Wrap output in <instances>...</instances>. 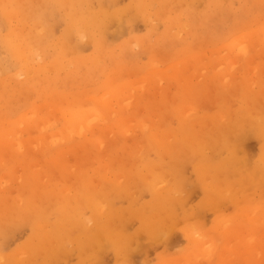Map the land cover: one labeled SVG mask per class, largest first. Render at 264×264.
I'll return each mask as SVG.
<instances>
[{"label": "rangeland", "instance_id": "374dc122", "mask_svg": "<svg viewBox=\"0 0 264 264\" xmlns=\"http://www.w3.org/2000/svg\"><path fill=\"white\" fill-rule=\"evenodd\" d=\"M170 1H173V0H160V1L156 0V3H155L156 5H154V6H156L155 9H153L154 7H152V8L149 9L150 11L149 10H147V12L145 11L143 15L142 14H139V15L136 14L137 18L135 17V19H134V16H133L134 15L133 11H131V13H133L131 15L130 11L128 9V11L125 12L126 14L124 16H125V19L129 22V24H125L124 23L123 25H125V26L122 28L123 31L121 30L120 33H116L112 37H110L111 35L109 33L108 38L106 39L107 41H104V44L106 46L104 45L105 48H102L104 52L102 51V49L101 50L96 49L95 46H93V44L89 40H87L86 37H85L86 41H81V40L84 39L83 38V39L80 40L79 45H77V47H78V50H76L77 53L74 51L75 48H72L73 52H72L71 49H70L71 51L69 52V49L66 48V49H68V51L67 50H66V52L64 51L66 54L64 53L62 58H60L61 56H59V58L57 59L58 56L56 55L57 56L56 57L52 53L53 50L48 51L49 53H47L46 60H51L50 58H53V57H50V56L54 55V58H53L54 59V64L57 63V61H58V65L59 66L56 64L57 66L55 65L52 68L53 71L49 69V71H48L49 74L45 73L46 77H45L44 73L43 74L39 73V75H37L38 72H37V74H34L33 71H30L31 73H33L31 76L29 75L30 73L28 72L29 74L27 73L28 75L24 78L25 73H23L21 78H16L17 80L18 79H20V80L16 81L15 77L17 75H14V72L16 73V70L18 69V67H19V69L21 68L20 64L18 63L19 61H20V63L22 62V60H20L21 55L13 54L10 49L8 50L5 47L6 44H4L0 40V59L2 60L3 65L7 66L9 64H12V63L14 64L15 63L14 65L12 64V65L9 66V68H10L9 75L11 73H13V74L10 75V77L12 78V75H13V77H14L13 79L14 80H12L11 78H10V81L8 79H6V80H8L10 82V84L13 85V86L10 85V86L13 87V89H12V87L10 89V86L8 88V86H7V85H9V84H7L8 81H6V83L4 82L5 79H3V81H2V78L7 77L8 74H6V73L4 74L2 71H0V78H1L0 81H2L1 83L4 86H5V84H7L6 88H5V89H7L6 90L7 92L5 91L4 86H3V89H2V87L0 89V96H1L0 97V114H1L0 115V123H1L0 127L2 125V128H0V145H2V146L4 144L5 145L6 144H13L14 145L15 142H16V147L14 145L15 148L11 147L13 145H10L7 148V150H6V148L2 150L1 147H0V151L2 150L0 152V161H2V159H3V161L0 162L1 163L0 164V189H1L0 192L4 193V194L1 193L2 195H0V197L5 198V199H2L4 201L0 200V215L2 216L0 218L1 219L0 223H3L4 217H6V216L7 217L9 216L11 218V220L8 219L7 221H4L5 222V227H4V223L2 225L0 224L1 225L0 228H2V230H0V256L4 257L3 259L9 260V261H13V260L14 261L15 260L16 261H21V262H24L23 264H25V262H26L25 259L27 260V262L30 261V259H28V257L31 258V260L32 259L34 260L32 255H35V254L32 253L31 250H32V248L34 246L37 247L38 245H40L39 241H42V243H44L42 236H43V234H46V232L49 230L48 229V225L46 226L47 222H48V224H50V223L53 224L54 223L53 225L51 224L52 226H54L56 224L57 225L60 224L59 226L61 228L58 226V228H60V229H58V228L55 229V227H54V231H55L54 236H55L56 241L60 237L62 239L64 237H66V236H69V234L71 235V233L74 231V233H72L73 236L74 237L77 236L76 237L77 240L81 239V241L83 242L82 235L78 231L73 229L72 232H69L70 228L68 230L64 229V226L60 223V222L63 221V217H65V215H66V214H64L65 213L64 211H68L70 209V207H72V208L75 207V210H78V211L74 212V214H76V216H73V218L71 217V220L73 221L72 222L73 226H75V227H76V224L78 223V220L80 219V217L85 219V223L87 222V224H89L88 221H87V217H89L92 214V207H91L92 204L97 203L98 206L102 205L104 208L107 209V206H104V203L106 202L105 205L107 204L108 207L110 208V209H107V211L108 210H112V213L114 215H115V212L113 210L116 211V210H118L120 208H122L121 211H123L126 208L125 209L126 212L129 210L127 212V214H132V216L134 215L135 220L131 218V221L134 220L135 222L133 221V222H130L128 224L127 231H132L133 228L134 229L138 228L139 221H138L137 217L135 216L134 211H143V209H142L143 203L149 202L151 200L150 198L152 197L151 196L152 195L151 191L149 189L143 187V182H149V180H151V178H153V177H156V178L162 177L160 179L158 178L154 182V187H155V185H156L155 183L161 182L162 179L165 181V183L161 182L162 184H160V185H162V187L159 184L158 185L160 187H158V185H157V189L158 190H162V189L166 188L167 186H170V185L172 186V185H174L175 183H178V182H179L178 184L180 186V188H179L180 190H179L178 193L182 192V190L184 191V193H186L187 191H189V189H191L190 193H188L189 195L187 193H186L187 195H185L183 193L186 196V200L187 201H186V204L182 208L180 207V211L178 210L179 207L176 209V216L177 217H175L173 223H170V224H173V225L167 224L165 226V228H163V229H161L159 226L156 227V229L160 228V230H166V228H168L169 225H170V229L174 228L173 231L172 230L169 231V228H168V230H166V232L168 231L169 233L170 232L171 233L168 234V236H166L167 233L165 234L163 231L160 232V230H159L157 232V234L155 233L156 234L155 235L156 238L153 239V240H151V238L148 235L141 234V236L139 237L140 242H138V244L141 247L139 245H137V247H135V250L134 249H133V251L131 250L134 254H132V255L129 254V257H128L129 260H127L128 262H126V263L125 262H122V263L118 262V264H143V263L144 264L145 263L146 264H148V263L149 264H180V263L181 264H184V263H187V264H189V263L190 264H206V263L207 264H247V263L248 264H264V258H262V257H264V239H262V238H264V218H262V217H264V216H262V215H264V214H262V213H264V211H262V210H264V208H262V207H264V179L260 178L262 176L258 173L259 171L258 170L253 171L254 175L251 176V184L252 185H247L246 186L243 181L241 183H239V184L243 183L241 185V187L244 186V188H245V186H246V188L244 189L245 192L244 191H243V193L239 192V193H242L241 194L242 196L241 195H239L241 197H239L238 195L236 196V197H239V199H236L234 197V195H236L238 193V191H240L239 190L240 186L238 185L237 188H239V189H236L235 192H233L234 190L231 191V193L229 192L230 193L229 194L230 197L227 199V197L225 196L226 197L224 199L225 201L224 200L220 201L223 198H222V195L220 197V194H219L218 196H216V199L214 198V201L216 200V202H214L212 200L213 203H211V205L208 208L204 206L200 210L199 209L200 208V203H202L203 201H202V191L199 190L201 188H199V183H198V177H197V174H196V169H198L200 167V169L203 170V172H204L205 169L209 170L208 167L210 165H214L218 161L217 160L218 158L227 157L229 154H228L226 149H221V151H220V149H218L217 152L219 153V151H220V153H219L220 155L219 154L216 155L215 154L216 151L214 149L215 152H213V154H212V150L213 149L211 150V148L205 146V148H206L205 150L206 151L211 150V152L209 151L206 154L205 153L206 151L204 150L205 151L203 153L204 156H203V154L194 152L196 157H197L196 158L195 155L193 154V151H192L193 148L191 146H187L186 147V142H184L187 139H189V140L190 139H198L200 137L199 134L200 135L202 134L201 137L203 138L202 139L200 137V141L199 142H203V140H204V142H206L207 138L208 139H212L213 135L214 136L216 135V133H213V131H214L212 129L213 126L216 129V127H215L216 124H218V125L225 124V123L227 124V123L231 122V120L234 121V119L237 118L238 113H239V115H241L243 112H247L246 110L249 109V107H250L249 113L251 114L252 112H254V115L253 116L251 115V116L254 119H256V120H254L255 122L259 118H260L259 120H264V119H262V118H264V115H262V114H264V111H261V110H264V104H262V103H264V99H262V96H264V41H262V39H264V36L261 37L262 32H264V29H262V28H264V4H262V3H264V0H259V1H257V0H250L249 1L248 0L249 2H246L247 0H245V1L244 0H236V1L235 0H198V1L197 0H191L192 3L189 2L190 0H187V1L186 0H180V1L179 0H174L176 3L173 2V4H170ZM183 1H185L184 6L182 4L183 7L179 9V7H180L181 3H183ZM254 2H255V4H254ZM116 3H117L116 5L118 6V7L116 6L117 8H120V9H122V8H124V9L130 8L129 7L130 0H116ZM157 3H159L160 6L159 5L157 6ZM164 3L166 5L169 4L167 6V9H165V8L163 9V6H165ZM258 3L259 4L261 3V4L259 5ZM161 4H162V6H161ZM103 5H104V8L106 9V5H108V4H106L104 2ZM174 5L175 6L177 5L176 6L177 8ZM221 5H223V6H221ZM109 6L110 5H108L107 8L111 9L112 6H110V7ZM256 6H257V8H256ZM160 7L164 11L159 9ZM261 7H262V9H261ZM220 8H222L221 11H219ZM29 9H31V8L28 7V10ZM57 9L59 10L60 8H57ZM168 9H169V11H168ZM223 9H226L227 11H225ZM58 10H55V11H57V12L60 11L61 12V9L59 11ZM156 10H157L158 14L155 12ZM170 10H172V11H170ZM174 10H175V12H174ZM243 10H245V11H243ZM60 12L59 13H55L54 12L55 15L58 14V16L57 17L55 15L53 16V17H56V18L52 19V20H54V21H52V24L55 21L56 22L53 24V34H52V36H48L46 38V42L47 43H51V42H55V41L57 42L59 40V38L63 35L64 31H65V24L61 20L62 16H60L61 18H59V15H62V12H61V14H60ZM127 12H129V13H127ZM134 12H135V10H134ZM186 12L189 13L190 15L187 14V16H185ZM216 12L217 13L218 12H220V13L223 12L224 15H222V14H218L217 15ZM193 14H195V15H193ZM200 14L201 15L203 14V15L200 16ZM210 14L213 15V16H211ZM214 15L216 17V21L217 22L214 20L215 19ZM126 16L129 17V18H127ZM143 16H145V17H143ZM218 16H219V18H217ZM239 17H240V19H239ZM129 19H131V20H129ZM202 19H203L205 25L204 24H200V22L203 23ZM219 19H221V20H219ZM205 20L207 21V25L205 23L206 22ZM233 20H234V22H233ZM48 21H50V19ZM149 21H150V23H149ZM10 24H11L12 29H16V28H19V27L21 28L22 27L16 21H13ZM114 24H115L116 27H118V24H116V23H114ZM114 24H112L113 26L111 25L109 27L110 29L112 28L111 30L109 29V31H113L114 30V32H115L116 27L114 26ZM176 24H177V26H176ZM183 24H184V28H183ZM186 24H188L187 25L188 27L185 26ZM238 25H239V27H238ZM15 26H17V27H15ZM211 26H212V28H211ZM7 27L9 28V23L7 21H5V20H2L1 16H0V38H7V37L9 38V36L7 34L9 33L10 28L8 29ZM114 27H115V29H113ZM235 27H238V28H235ZM170 28H171L172 32H170L171 31ZM214 28H215V30H214ZM173 29H175L176 31L175 30L173 31ZM183 30H185V31H183ZM180 31H182V32H180ZM167 32L168 33L170 32L169 33L170 36L172 35L174 38H170V36H167ZM173 33L176 34V36H174ZM219 34H222V35H220V37H219ZM238 34H240V35H238ZM190 35H192V36H190ZM224 35H226V36L223 37ZM242 35L243 36H247V38L248 37L251 38V39H246V42L249 40L248 44L244 40H243L244 43H243V41H242V43H243V45L247 44V45H244V46H246L248 49L252 50V51L248 50L247 54H245V52L243 53L242 51L238 50L240 54L241 53L245 54L243 57L241 55H239L237 53V51L234 52V50L236 49L237 46L236 47L234 46V48H233V46H228L229 44L233 45L232 42H234V41H232L231 38L235 39V37L236 38L238 37V39H239V36H242ZM243 36H242V38H240L241 40L243 38H245ZM176 37L180 41L178 39H176ZM256 37H259V38H256ZM55 39H57V40H55ZM240 39H239V41H240ZM18 40L17 39L16 40L13 39V41H15L13 43L15 45L19 44L18 42L20 40L19 41ZM237 40H236V42H237ZM131 41H132V43L134 42V44L130 45ZM250 41L254 45L251 44ZM184 42H186V43H184ZM238 43H237V45H238ZM242 43L240 42L241 45H242ZM226 44H228L227 48L225 46ZM70 45H73V44L71 43ZM124 45H125V47H123ZM251 45H253V46H251ZM260 45H262V46H260ZM149 46H151V47L148 48ZM221 46H224L225 48L224 47L222 48ZM250 46L252 48H250ZM131 47H132V49H131ZM152 47L154 49H152ZM231 47L234 49V50L232 49L233 52L228 50ZM123 48L124 49L126 48V50H124ZM254 48H256L255 51H254ZM119 49H120V51H119ZM127 49L131 52V53L129 52L130 55H127V54L125 55V53H127ZM155 49L157 50L156 51L157 53L154 51ZM225 49H226V51H224ZM106 50L112 51L113 55H109L106 52ZM122 50H123V53H122V56H121L120 52H122ZM183 50H184V52H183ZM98 52L100 54H98ZM170 52H172V53H170ZM208 52H209V54H208ZM229 52H232V54L233 53H237V55H239L240 57L236 56V54H233L231 57H229L230 56L229 54H231ZM152 53L153 54L156 53V54L153 55ZM105 54H107V55H105ZM169 54H170V56H169ZM214 54H216V55H214ZM226 55L227 56L229 55V56L227 57ZM254 55L256 56V59H255ZM17 56L20 57V58H18L19 60L17 59ZM110 56H112V57L115 56V57H113V60H111L112 58H110ZM116 56L120 57L121 59L117 58ZM123 56H125V57H123ZM222 56H223V58H221ZM39 58L40 57L38 56V58L36 60H40V62H41V59H39ZM42 58H43L42 61L45 60L44 56H42ZM115 58H117V59L114 60ZM75 59L77 61H80V63H81L80 67L79 66H75L72 63V61L74 63H76L74 61ZM122 59L125 60V61H123ZM204 59H206V60H204ZM258 59H259L260 62L258 61ZM84 61H85V63H82ZM113 61H115V62L113 63ZM116 61H118V62H116ZM253 61H254V63L255 62L256 63L255 64L252 63ZM123 62H125V63H123ZM218 62L220 63V65L222 64L221 67H220ZM66 63H70L71 65L66 64ZM115 63H116V67H114V65H113ZM232 63H234V65ZM34 64L36 65L37 62L34 63ZM232 65H233L232 68L229 67V66H232ZM12 66H14V67H12ZM84 66H86V67H84ZM223 66H224V68H222ZM81 67H82L83 70L81 69ZM205 67H206V69H205ZM228 67L231 68V69H228ZM116 68H118V69H116ZM163 68H165V69H163ZM201 68H203V69H201ZM219 68H221V69H219ZM19 69L17 70V72L20 71ZM60 69H61V71H60ZM151 69L153 70V72H152ZM190 69H192V70H190ZM214 69H216V70H214ZM199 70H200V72H199ZM205 70H206V72H205ZM50 71H52L51 74H50ZM63 71H65V72H63ZM113 71H114V73H113ZM149 71H151L152 74H149L150 73ZM193 71H195V72H193ZM57 72L59 74H57ZM228 72H230L231 74L228 73ZM1 73H3V74H1ZM154 73H156L157 75L154 74ZM174 73H176V76L174 75ZM16 74H20V76H21L20 72L16 73ZM153 74L155 76H153ZM237 74H239V75H237ZM42 75H44V81L45 82H43ZM59 75H61V76H59ZM28 76L30 78H28ZM34 76L35 77L38 76V77L35 78ZM148 76H149V79H148ZM173 76H175V77H173ZM198 76H201V77H198ZM224 76H227V77H224ZM230 76H231V78H230ZM238 76H241V77H238ZM18 77H19V75H18ZM48 77H50L51 79H49ZM213 77H216V78H214V81H213ZM222 77H223V80L226 79V78L227 79L222 82ZM27 78L30 79L31 81L27 80ZM38 78L39 79L41 78V80H38ZM204 78L208 79L210 81L205 80ZM134 79L135 80L138 79L139 81L138 80L135 81ZM228 79H229V81H227ZM230 79H232V80H230ZM23 80H25L24 82L26 83V85L28 87V90H26V92L28 91L27 93L25 91H24L25 93L23 91L21 92V88H20V90L18 88L19 85L21 84V81L23 82ZM204 80H205L206 83L204 82ZM217 80H218V83H217L218 87L220 86L218 88V90L219 89L220 90L225 89L224 91L227 92V90H228L227 88H224V87L222 88V86H224V82H225L226 87L229 84H234L233 85L234 89H233V87L231 85H229L228 86V88H229L228 91L231 90V88H230V86H231L232 89H233V93L236 92V95L238 94V96H236V95H234L232 93H231V96H230L229 93L225 92V94H224V91L222 92L220 90L216 94V92H217V90H216V86H217L216 81ZM12 81L13 82L15 81V82L11 83ZM18 82H20V84H18ZM185 82H186V84H185ZM197 82H199V83H197ZM16 83L18 85H16ZM138 83L140 84V86H139L140 88L138 87V85H139ZM200 83H201V85H200ZM2 84H0V85L2 86ZM38 84H43L42 88H43V86L44 87L46 86L47 89L44 88L41 91V86L38 87ZM198 84L201 87L200 86L198 87L199 90L198 89L194 90V91H197L196 94L195 95H194V93H192V95L190 94L189 95L190 98H189L188 94L190 92L188 91V94H186L187 91H186L185 87L187 85H189L191 87V85H193V86L195 85L196 86ZM26 85L24 87L25 89L27 88ZM52 85H53V87H51ZM100 85L102 87H100ZM129 85L131 87H128ZM143 85L146 86V87H144ZM210 85H212L211 87L213 88V89L211 88V90L208 89L210 87ZM250 85H252V86H250ZM245 86H246V89L244 88ZM248 86H249V88H248ZM15 87H16V89H15ZM143 87H144V89H143ZM169 87H170V89H169ZM127 88L128 89H132V91L128 90ZM174 88H176V89H174ZM214 88L216 90L215 92H214ZM235 88H237V89H235ZM243 88H244L245 91H243ZM25 89H23V90H25ZM33 89H34V91H33ZM121 89H122V91H121ZM123 89H126L129 92L126 91V90L123 91ZM142 89H143V91H142ZM14 90H15L16 93H13ZM43 90H44L45 93L41 94L43 92ZM112 90L113 91L115 90L114 94H112ZM119 90H120V93H121L120 96L122 95L124 97H127V96H125L126 93H127L126 95H128V96L131 95V99H130V97H129V99L133 101V102L132 101H130V102H132L131 104H134V105L128 106L129 109L128 108L127 109L130 112L126 113L127 110H125L124 107H123V106H126L127 104H129V102L126 103L123 106H122V103L120 102V107L118 106V108L115 107V105H113L116 102V106H117V103L119 102L118 98L115 96V92L119 93ZM236 90H239V92H237ZM38 91L41 92L40 93L41 95L39 94ZM46 91H48V92H46ZM108 91H109V94H107ZM134 91H135V93H134ZM198 91H199V93H198ZM37 92H38V94H36ZM231 92H232V90H231ZM247 92H250V95H249L250 98L247 96V94H248ZM21 93H23V94H21ZM60 93H61V95H60ZM102 93H104V94H102ZM181 93H182V95L183 94L185 95V98L187 97L186 98L187 99L186 102H187V106L189 105V108L186 105H184V104H186L185 100H184V102H182L183 104L182 103H178L179 102L178 98L181 95ZM211 93H213V94L215 93V95L210 96V95H212ZM3 94H5V96H3ZM201 94H203V95H201ZM226 94H227V96H226ZM205 95L206 96L208 95L207 96V100L204 99V98H206ZM233 95L235 97H238V98H234ZM142 96H144V97L146 96L145 97V101H146L147 98H148V101L151 98L150 100H152V102H154V103H156L157 101H158V103H160V105L162 103L161 106L160 105L158 106V103L156 104L157 105L156 108H158L159 110L164 105V103L166 105L167 101L169 102V104L172 102L171 104H173V105H170L171 108L169 106H168L169 108L165 107V105H164V108L162 110L163 114H162L161 111H157L158 112L157 113L156 110L155 111L153 110L155 105H154V103H150L151 101L150 102L146 101L147 102V104H145L146 107L142 106L145 103V101H143V100L139 101V105H137L138 103H137L136 100H138ZM215 96L217 98L220 97L223 100L225 99L223 97L226 96L225 100H228V101H226L228 104H223L222 103L223 102L222 99L221 100L218 99V101H217V99H215V101H216L215 102L213 100ZM26 97H28V99ZM40 97H42V98H40ZM104 97L108 98V99H104V100H106V101L110 100L109 103L112 102V105H113L112 108L115 109V111H113V113L114 112H119V113H121V115L123 114L124 115V121H125V116L127 115L126 116V121H125L126 126H124L125 130L123 132V129H122V131H119V129L117 127H115L114 125H109V124H111V122L113 120L118 118L117 115H119V113L118 114L116 113L115 115L117 117H114L111 120V117L114 116V115L112 116L113 113H111L112 111H110L111 107H106V109H103V113H105L104 115L107 116L106 118H109V115L111 113V117L109 119L111 121H107L106 122V120H105V122H106L105 130H104V132L102 133V135L100 137L101 138L100 140H104V143H105V140L106 141L109 140V144L111 143L110 145L107 143L108 141L106 142V144L102 143L103 146H105V145L107 146V147L106 146L104 147V148H106V150L103 149L102 145H101V147H99L100 145L99 146L95 145V146H92V147L88 146V147H91L92 150L94 149L93 152H92V150L90 148L89 149L87 147L85 148V146L81 145L80 142L77 143V141L80 140V138H81L80 136L73 137V140L75 138H77V139H75L74 141H71L69 145H64V148H66L65 152L64 151L63 152H59V155H58L59 157L57 156L58 158L50 156L51 153L58 151L57 150L58 147L57 148H52L51 147V149L48 148V150L46 148V151L48 153H45L46 151H45L44 147H43L44 151H43V148L39 149L40 148L39 146H38L39 148H36L37 150L36 149L32 150L31 146H33V143H31L30 140H32L33 137H36L38 135V133H40L42 135H46V134H44L45 131L48 133V132L54 130L57 133H59L61 131L60 132V135H61V133L63 131H65V127L62 124V122L61 121H57V120H59V117H61V112L60 111H62V110L63 111H69L73 103H78L77 105L80 104V106H83V104L86 103V104H84V106L86 108L87 107H89V108L90 107L91 108L92 107H97L98 108L99 107L98 106L99 98L101 99V98H104ZM124 97H123V99H125ZM158 97H159V100H158ZM160 97H162V99H160ZM202 97H204L203 100H202ZM228 97H229V99H228ZM246 97H248V98H246ZM61 98H63V101L61 100ZM90 98L91 99L93 98V100H91ZM112 98L114 100H116V101H114ZM152 98H155V99L157 98V99L155 100V99H152ZM167 98H168V100H167ZM196 98H198V99L200 98V100H198V99L196 100ZM209 98H213V99H210V103H209V100H208ZM129 99L128 100L125 99V100L129 101ZM72 100H74L73 103H72ZM84 100H87L88 102L84 101ZM117 100H118V102H117ZM120 100H121V97H120ZM164 100H165V102H164ZM194 100H195V102H194ZM212 100L216 104H218L219 106L216 105ZM260 101L262 103L259 104ZM3 102H5V103H3ZM46 102H47V106H46ZM50 102H52V103H50ZM193 102L194 103L199 102V103L196 104V106L193 107L192 106ZM201 102H203V103L201 104ZM211 102L214 103L213 107L211 105L209 106V104H213ZM10 103L11 104L13 103V104L11 105ZM43 103H44V105H43ZM87 103L88 104L90 103V105H88ZM194 103H193V105H194ZM207 103H209V104H207ZM224 103H225V101H224ZM247 103H248L249 107H248ZM7 104L9 105V107H8ZM48 104L49 105L51 104L50 105V109L52 108L51 110L49 109ZM123 104H124V102H123ZM169 104H167V105H169ZM179 104H180V106H182V107H180V109L178 108ZM62 105H64L63 106L64 108L62 107ZM109 105H111V104H109ZM151 106H153V107H151ZM58 107H59V109H58ZM85 107L83 109H85ZM122 107H123L124 110L122 109ZM184 107H187V109L189 111L193 107L192 109L193 110L195 109L193 111L195 113H193L191 111L193 114H191V112H190L189 116L187 114H186L187 117H185L186 116L185 114H184L185 116H183V112L185 113L186 110H187V109H182ZM205 107H207V108H205ZM166 108H168V109L166 110ZM176 108H178L179 111H176ZM256 108H259V109H256ZM55 109H57L56 112H58V113L54 112ZM241 109H243V110L241 111ZM34 110H36L37 113L43 114V112H44V114H46V119L42 121V123H41L42 125L40 124L42 127H43V123L46 124L45 125L46 128L44 127L45 130H43V131L42 130H37V128L41 127L38 124L34 128H31V129L29 128V130L36 129V133H34V130L30 131L28 133L29 130L26 132V130L28 128L25 129L27 126H26V122L24 121V117H25L24 115L28 116V117H26L28 119L30 117L29 116L30 114L28 115L27 113H30L31 111H34ZM40 110H41V112H40ZM116 110H118V111H116ZM227 110H228V112H227ZM233 110L234 111L237 110L236 112H238V113L234 112ZM255 110H257V111H255ZM259 110L261 112H259ZM165 111L166 112L168 111L167 114H166ZM181 111H183V112H181ZM189 111H187V112H189ZM221 112L222 113L225 112L223 114L224 117H223L222 114H221V116L224 118V121L227 120L228 122L226 121V122L223 123V121H222L223 118H221V121L219 120L220 119L219 115H220ZM257 112H259V113H257ZM53 113H55V114H53ZM208 113H210L212 116L210 114H208ZM215 113H216V115H215ZM217 113H219V114H217ZM58 114H59V117H57ZM54 115L57 117V120H56L57 124L53 125L52 129H51V127L49 128L48 126L52 125V124H48V120L50 118H52V117H53L52 119L54 120V118H55ZM230 115L231 116L234 115L233 119H231ZM255 115L258 116V117H256ZM19 116H20V118H19ZM213 116L216 119H214ZM215 116H217V117H215ZM4 117L7 118V119H5ZM189 117H190V119H188ZM17 118H19L20 121L23 120V124H21L19 120H18V123H17ZM26 118H25V120H26ZM132 118H134V121H133ZM209 118L210 119L213 118L212 119V121H213L212 123H210L211 121H210ZM131 119H132V122H131ZM228 119H230V120H228ZM53 120H49V122L52 121V123L55 124L53 122ZM128 120L130 121L129 124H127V122H129ZM135 120H137V121H135ZM2 121H4L3 122L4 124H2ZM184 121L185 122L187 121V122L185 123ZM140 122L142 123L143 128L145 127L144 129L142 128V131L143 132L145 131V133L141 132L140 128L142 127V125L139 124ZM214 122H215V124H214ZM261 122L264 123V121H259V124H261V126L260 125L258 126L259 127L258 130H260V131L264 130V124H262ZM16 123L19 124L20 127L18 125H16ZM196 124L197 125L199 124V125L196 126ZM204 124H206V125H204ZM3 125H5V126H3ZM8 125L10 126L11 131H12L11 133L10 132L9 133L11 134V136L12 135L15 136V137L12 136L13 138L11 136H9V133H8L9 126ZM128 125H130V126H128ZM151 126L154 127V128H152ZM199 126H201V127H199ZM21 127H22V129H21ZM194 127H195V130H194ZM202 127H205V130H204V128L202 129ZM48 128H49V130H48ZM111 128H112V130H111ZM131 128H132V130H131ZM167 128H169V129H167ZM261 128H262V130H261ZM107 129H109L112 132L107 131ZM17 130L18 131L20 130L19 132L21 133L20 134L21 136L18 135L19 134L18 132H17V135H16V131ZM199 130H200V133H198ZM211 130H213V131L211 132ZM41 131H42V133H41ZM173 131L175 133H177V136H176V134ZM201 131H202V133H201ZM205 131H206L205 135L207 137H204L205 135H203V132H205ZM24 132H26V135L24 134ZM105 132H108V136H107L108 138L106 137L107 133H105ZM215 132H217V129L215 130ZM27 133L30 134V135H28ZM64 134H65V132L61 136H63ZM258 134H259L258 138H260L261 135H264L262 133H258ZM7 135H8V137H7ZM164 135H165V137H164ZM169 135H171L172 138H170ZM16 136H18V137H16ZM150 137L154 138V139H159L163 143L168 142V144L170 145V148L165 149L163 147V149H161L162 147L159 146V147H161L159 150H156L154 148H153L154 150L150 149L149 148L150 147L149 146L150 145V141H149ZM167 137H169L170 139L167 140ZM209 137H211V138H209ZM16 138H18V140H22V141L19 142ZM13 139H15V140H13ZM63 139L64 138L60 139L61 140L60 142H65L64 141L65 139L64 140ZM172 140H173V143L178 142V145L177 146H175V145L173 146ZM25 141H26V143H25ZM182 141L184 143H181ZM132 142H134V143H132ZM247 142H248L247 145L249 144L247 147H250L249 149H247V150H249L248 154H249L250 157H249L248 161L250 163L247 161L248 163L246 162L242 166H243V170L249 172V171H251L252 165L255 162H257L259 160V158L261 157L260 156L261 152L259 151V143L256 140H254V138L253 139H252V137H251V139L249 138V140ZM30 143H31V146H30ZM21 144L25 148H23V146ZM180 144H184V145L179 146ZM204 144L205 143H201L200 145L204 146ZM17 145L18 146L21 145V146H19V148H18ZM44 145L45 144H43V146ZM182 146H184V147H182ZM28 147H31V148L27 149ZM46 147H49V146H46ZM59 147H61V146H59ZM159 147H157V148H159ZM181 147L183 149V154H184V152H188L187 153L188 157H190V155L193 157V155H194L196 160L194 158H192V157H190V158H192L190 160H189V158H186V160H185V157L187 155L180 154L181 155L180 156L179 153H178V157H177L176 154H177L178 151L182 150V149H180ZM185 147L187 148L186 151L184 150ZM189 147H190V149H189ZM9 148L11 150L12 149H14V150L11 151V150H9ZM61 148H63V147H61ZM101 148L103 150H105V152ZM24 149H27L29 151L24 150ZM30 149H31L32 152L30 151ZM39 150H41V152ZM51 150L52 151L54 150V151L51 152ZM79 150L82 151V152H79ZM174 150H175V152H174ZM8 151H11V152H8ZM94 151L96 153H94ZM100 151H103L104 154H102L103 152L101 153ZM130 151H131V153H130ZM11 153H12V155H11ZM29 153H30V156H29ZM32 153H33V155H32ZM63 153H65V154L63 155ZM73 153H75V154L73 155ZM93 153H94V155H93ZM180 153H182V151H180ZM130 154H131V156H130ZM214 154H215V156L218 157L217 159H216L215 156L211 157V155H214ZM262 154H264V151H262ZM13 155L15 156L14 159L16 161L10 160L12 157H14ZM91 155H93V156H91ZM168 155H170L171 158ZM207 155H210V156H207ZM179 156H180L181 159L179 158ZM183 156H185L184 159L182 158ZM101 158L102 159L104 158L103 160H106V162L102 161ZM262 158H264V155H262L261 159ZM89 159H90V161H89ZM93 159H95V160H93ZM171 160H172L173 164H172V162H170ZM183 160H184V162H183ZM24 161H25V163H24ZM91 161H93V163H91ZM192 161H194V162H192ZM181 162H182V165H180ZM184 163H186V164H184ZM168 164H170L171 166H168ZM175 164H179L181 167L180 166L177 167V165H175ZM188 164H190V165H188ZM37 165H38V168H36ZM90 165H93V166H90ZM100 165H101V167H100ZM102 165H103V167H102ZM145 165H147V166H145ZM245 165H246V167H245ZM34 166H36V167L34 168ZM152 166H153V168H150ZM155 166L157 167V169L159 168L158 171H160V172L154 171V169L156 168ZM31 167H33V168H31ZM88 167H89V170H88ZM164 168H166V170ZM70 169H72V170H70ZM105 169H108L107 172H105ZM152 169H153V173H152ZM162 170H163V172H162ZM181 171H182V173H181ZM171 172H173V174H171ZM97 173L100 174V175L96 177ZM180 173H181V175H180ZM161 174L164 175V176H162ZM168 174L170 176H168ZM131 175L133 177L132 178L133 180L130 178ZM166 175L168 176L167 179H169V180H170V178L172 176H175V178L172 177L173 180L175 179L173 181V184H171L169 182H167L168 184H166V181H168V180L164 179V177L165 178L167 177ZM259 175H260V177H259ZM148 176H149V178L151 176V178L149 179ZM67 178H70V179H67ZM118 178H119V180H118ZM129 178H130V180H129ZM146 178H148V179H146ZM29 179H30V181H29ZM42 179H43V181H42ZM134 179H139V180H136V181H138V182H136V181H134ZM84 180H86V182ZM146 180H148V181H146ZM159 180H161V181H159ZM184 180H186V181H184ZM35 181H37V183L34 184ZM118 181H121L120 182L121 184H119ZM170 181H172V180H170ZM196 181H197V183H196ZM25 182H28L29 184H26ZM76 182H77L76 186L77 185L79 186L78 188L75 185H74L75 189L71 188L69 186V185H71L73 187V184H75ZM129 182L132 183V184H130ZM136 183L137 184L141 183V184L138 187L139 184L137 185ZM191 183H192V185H191ZM23 184H24L25 188L21 187ZM186 184L192 186V188H189ZM17 185H19L20 187L17 186ZM29 185H30V187H29ZM42 185H44L43 186L44 189H43ZM103 185H104V187H107V188L105 189L103 187ZM253 185H256V186L254 187ZM92 186H95V187L99 186V188L101 186L102 187L101 190L102 191L104 190V191L102 192L99 188H98L99 190H97L96 188L94 189ZM183 186H185L184 187L185 189H183ZM39 187H42V188H40V190H39L38 189ZM69 187L72 190H74L73 192L75 193V194H73L72 190L70 189L71 192H72V193L70 192V195L72 194L70 197L68 196L69 195L68 192L70 191L68 189ZM110 187L112 189L109 190ZM132 187H133V189H131ZM141 187L143 189H142V191H139L138 188L141 190ZM88 188H90V190ZM118 188H120V190ZM126 188H127V191H126ZM187 188H189V189H187ZM232 188H234V187H231L230 189L232 190ZM59 189L64 190V192L60 191V192H63V194L61 193L62 196L66 195L65 196L66 198L63 197V199L65 198L64 200H62V199L56 200V199L52 198L53 196H55L54 193L56 194V191H58ZM92 189H93L92 193L94 195L91 194V190ZM254 189H255V191H254ZM26 190L29 193L26 192ZM258 190H261V191H258ZM40 191H41V194L39 195L38 193ZM53 191H55V192H53ZM111 191H112L113 194L110 193ZM227 191H230L229 188H228ZM34 192H36V194ZM65 192H66V194H64ZM84 192L86 194H88L89 197H90V194H91L92 197H90V198H88V196L84 197V195H86V194H84ZM114 192H115V195H114ZM117 192H119V193H117ZM132 192H133V196H132ZM134 192L137 193V194H141V195H139L140 197L137 194H134ZM11 193H12V195L14 197L11 195ZM24 193H25L26 196L24 195ZM76 193H77V195H76ZM107 193L110 194L108 196L111 197V195H112V197L109 198L107 196ZM223 193H224V191H223ZM98 194H100L99 196H102V195L106 194V196H103L101 198V197L97 196ZM121 194L123 196H120ZM221 194H222V192H221ZM232 194H233V196H231ZM20 195H21V199H23L25 201H20V204H18L17 201L19 202ZM41 195H42V197H45L46 199L42 198ZM224 195H223V197H224ZM17 196H19V197H17ZM80 196L84 199L85 202L82 201L83 199L80 198ZM135 196L136 197L138 196V198H136ZM10 197H11V199H13L12 201H10ZM25 197H27V198H25ZM74 197H75V199H74ZM125 197H129L130 198L129 201H127L128 198H125ZM231 197H234V199H236V200H234L235 202L233 203V200L231 199V204H230L229 203L230 201H228V200ZM242 197H243V199H242ZM7 198H9L8 202L6 201ZM51 198H52L53 201L56 200V202H54L56 204V206L50 200ZM59 198H60V196H59ZM37 199H38V201H36V203L39 202L38 204H36L35 201H34V200H37ZM98 199H100V200H98ZM259 199H260V201L261 200L262 201L260 202ZM47 200H48L49 204L47 202L44 203ZM49 200L52 202L51 204H50ZM67 200H69V201H67ZM70 200L72 201L71 203H70ZM78 200L82 201L83 204L81 203V205H80V202ZM133 200H135L136 202H134V203L132 202L131 203V201H133ZM247 200H249V201H247ZM75 201L77 202V204L74 203ZM200 201H202V202H200ZM241 201L243 202V204H242ZM244 201H247V202L245 203ZM3 202H5V203H3ZM9 202H10V204L14 203L15 205H13V204L9 205ZM31 202H32V205H30ZM101 202H104V203L101 204ZM254 202H255L256 205L254 204ZM26 203H27V206H26ZM113 203H114V205H113ZM247 203H249V204H247ZM257 203L259 204V206H258ZM33 204L35 205V207H37L36 208L37 210L35 209V207L33 208ZM47 204L48 205H52V206L54 205L53 206L54 208L51 206L52 210H50L49 209L50 207L48 208ZM71 204H73V205H71ZM6 205L7 206H11L12 209L10 207H7ZM40 205L41 206L44 205L47 208V210L49 209V211L47 212L45 210L46 209L45 207H42L43 208L42 209L40 207ZM60 206H62V207H60ZM217 206H218L219 210L215 209ZM1 207H3V208H1ZM6 207L8 209L10 208L9 209L10 213L9 212H5L4 213V211H9ZM67 207H69V209H67ZM256 207H258V208H256ZM18 208H20L19 212L17 211V210H19ZM31 208H33L35 210V212H32L31 210H33V209H31ZM58 208H60V209H58ZM115 208H117V209H115ZM205 208H207V209H205ZM209 208H211V209H209ZM258 209H260V210L257 211ZM26 210H27V212H26ZM43 210L45 212H42ZM177 210L179 212H177ZM16 212H18V214H19L18 216L16 215L17 214ZM20 212H22V213H20ZM61 212H62V214H61ZM6 213H9V215H7ZM12 213L13 214L16 213L15 216L13 215V217H11ZM23 213H25L24 214L25 217L28 214L29 221L31 220L30 223H28L29 222L28 219H26L24 216H21V215H23ZM37 213H39V214H37ZM51 213H52V215H50ZM57 213H59V214H57ZM125 213L123 212V213L117 214V215L118 216L125 215ZM127 214L125 216H122V217L129 216ZM260 214H261V216H260ZM3 215H4V217H3ZM37 215H39V216H37ZM245 215H246V217H245ZM248 215H249V217H248ZM31 216L34 217V218L30 219ZM43 216L46 217L47 219L43 218ZM7 217H6V219H7ZM57 217H59V218H57ZM219 217H221V218H219ZM257 217H258V219H256ZM2 218H3V220H2ZM49 218H50V220H49ZM222 218H224V219H222ZM253 218H255L256 220L253 219ZM12 219H15V221H18L19 225L14 220L12 221ZM218 219L220 220L219 222H217ZM225 219H228V220L223 222V220H225ZM254 220H255V224L253 223ZM52 221H54V222H52ZM12 222H14V223H12ZM89 222L91 224H89L87 226H91L92 225V221H89ZM227 222L229 224H227ZM221 223H222V225H221ZM6 224H7V226L9 228L11 227V229L12 228H14V229L11 230V229L8 228V230H7ZM11 224H13V225L11 226ZM129 225H130V228H129ZM237 225H239V226H237ZM201 226H202V228H201ZM225 226H226V228L224 229ZM43 227L44 228L46 227V228L44 229ZM34 228H36V229H34ZM49 228H51V227H49ZM183 228L184 229L186 228L188 230L186 231V229L184 230ZM4 229L6 231H4ZM39 229H41V231ZM183 231H185V233L186 232L188 233L187 235L185 234L186 238H187V236L189 234L192 233L190 235L192 242L188 241L184 237V233H182ZM2 232L3 233L6 232V233L3 234ZM193 232H197V234L193 233ZM163 234H165V235H163ZM237 234H239V235H237ZM260 234H262V235H260ZM5 235H7V236L5 237ZM195 235L197 237H195ZM251 235L252 236L254 235V237H252ZM255 235H257V236H255ZM73 236H72V238H74ZM190 236H188L189 239H190ZM246 236H248V237H246ZM192 237H195L194 239H196V240H193ZM161 238H163L164 240L161 239ZM198 238H199V240H202L200 243L204 244L205 247L202 244L199 246L200 243H198L199 242ZM246 238L247 239L250 238V239L247 240ZM74 239L71 240L69 238L68 239L65 238V240H64L65 244L63 246L65 247L66 245H68L67 244L68 242L72 241L73 242V246L71 245V248L74 249L79 244L82 243V242H80L78 244L77 240L76 239L74 240ZM244 239H246V240H244ZM155 240H156V242H155ZM215 240H216L217 243L215 242ZM176 241H178V242H176ZM193 241H195V242H193ZM52 242L53 241H51V244H52ZM72 242H70V244ZM168 242H170V243H168ZM54 243H55V241H54ZM194 243L195 244L198 243V245L197 244L194 245ZM58 245H59V243H58ZM214 245H216V246H214ZM177 246H179V247H177ZM201 246H202V249H201ZM84 247L85 246L81 244V249L82 250L84 249L83 250V257H84L83 259H86V258L89 257V254H86V253H88V252L90 253V250L87 249L86 247L85 248ZM138 247H139V249H137ZM181 247H182V249H181ZM194 247H195V250L193 249ZM198 247H200V248H198ZM69 248H70V246H69ZM205 248H207V249H205ZM209 248H210V250H209ZM164 250H165V252H164ZM207 250L209 251V255L207 254L208 252L206 253ZM211 250H212V252L214 254L211 252ZM73 251L75 253L74 252H71V253L68 252L69 253L68 254L66 252H63L62 254H64V256L61 255V254H58V252H60V251H57L56 252L57 255L55 256L56 259L57 258L58 259L59 258L63 259V257H64V259L66 258L65 260L63 259L61 261H58V262H60L58 264H61V263L62 264H79V262H77L78 258H79L78 257V255H79L78 251L79 250L76 248V250H73ZM76 252H77V254H76ZM84 252H85V254L88 257H86V255H84ZM259 252H260V254H259ZM16 253H17V255L19 254L20 256L19 255L17 256ZM28 253H30V256H29ZM190 253L192 255H189ZM245 253H246L247 256L245 255ZM70 254H72V255L70 256ZM15 255L17 257H19L18 258L19 260H17ZM60 255H61V257H59ZM99 255H101V256H99V259L101 260L102 264H116L117 263L116 259H115V256L113 254V251L110 249V247L108 245H106L105 249L101 253H99ZM196 255H199V256H197L198 259H197ZM204 255H206V256H204ZM230 256H232V257H230ZM67 258H69V259H67ZM55 261H56V264H57V260H55Z\"/></svg>", "mask_w": 264, "mask_h": 264}, {"label": "bare ground", "instance_id": "6f19581e", "mask_svg": "<svg viewBox=\"0 0 264 264\" xmlns=\"http://www.w3.org/2000/svg\"><path fill=\"white\" fill-rule=\"evenodd\" d=\"M160 1V0H159ZM180 1V0H179ZM187 1V0H186ZM198 1V0H197ZM236 1V0H235ZM245 1V0H244ZM250 1V0H249ZM248 0L246 1V2H249ZM257 1H259V0H257ZM104 2L106 3V4H108V5H110V6H112V8L111 9H109V8H107V6L108 5H106V9L104 8ZM165 2V1H164ZM173 2H175L174 0L173 1H170V4H173ZM189 2H191V0L189 1ZM204 2V1H203ZM224 2V1H223ZM156 3V0H130V5H129V7L130 8H127V9H124V8H122V9H120V8H117L118 6L116 5L117 3H116V0H0V16H1V19L2 20H5V21H7L8 23H9V28H10V31H9V33L7 34L8 36H9V38L7 37V38H0V40L4 43V44H6V48L9 50H11L12 51V53L13 54H19V55H21V58L20 57H18L17 56V59L18 58H20V60H22V62L20 63V61L18 62L19 64H20V69H19V67H18V69L20 70V71H18L17 72V70H16V73H21V76H20V74H16L15 72H14V75H17L16 77H15V80L16 81H18V80H20V79H16V78H21L22 77V75H23V73H25V75H24V78L29 74L30 76L33 74V73H31L30 71H33L34 72V74H37V72H38V74L37 75H39V73H41V74H43L44 73V75H45V73H47V74H49V69L50 70H52L53 71V67L57 64L58 65V61H57V63H55L54 64V55L57 57V59L59 58V56H61L60 58H62V56L64 55V53L66 52V50L68 51V49H69V52L72 50V52H73V49L72 48H75L74 49V51L76 52V50H78V47H77V45H79V42H80V40L81 39H83V40H81V41H86V39H85V37L87 38V40H89L92 44H93V46H95V48L96 49H99V50H101L102 48H105V44H104V41H107L106 39L108 38V35H109V33H110V37H112L114 34H116V33H120V31L122 30L123 31V27L125 26V25H123L124 23L125 24H129V22L125 19V12L126 11H128V9H129V11H130V14L132 15L133 13H134V19H135V17L137 18V16H136V14L137 15H139V14H144V12L146 11L147 12V10H149L150 8H152V7H154L153 9H155V7L156 6H154V5H156L155 4ZM167 3V2H166ZM176 3V2H175ZM181 3V2H180ZM184 3H185V1H183V3H181V5H180V7H179V9L180 8H182L183 6H184ZM192 3V2H191ZM253 3V2H252ZM165 4V3H164ZM182 4H183V6H182ZM189 4V3H188ZM205 4V3H204ZM247 4V3H246ZM254 4H255V2H254ZM257 4V3H256ZM259 4V3H258ZM261 4V3H260ZM259 4V5H260ZM262 4H264V3H262ZM160 6V4L159 3H157V6ZM169 4H165V6H163V9L165 8V9H167V6H168ZM206 5V4H205ZM258 5V6H259ZM109 6V7H110ZM117 6V7H116ZM161 6H162V4H161ZM175 6V5H174ZM177 6V5H176ZM175 6V7H176ZM179 6V5H178ZM188 6V5H187ZM221 6H223V5H221ZM243 6V5H242ZM252 6V5H251ZM262 6V5H261ZM28 7H30L31 9H29L28 10ZM172 7V6H171ZM253 7V6H252ZM260 7V6H259ZM258 7V8H259ZM57 8H60L61 9V12H62V15H59V18H61L60 16H62V18H61V20L63 21V23L65 24V31H64V33H63V35L59 38V40L56 42H51V43H47L46 42V38L48 37V36H52V34H53V24L56 22H54L53 24H52V21H54V20H52V19H55L57 16H58V14L57 15H55V13H59L60 11V9L58 10ZM173 8V7H172ZM177 8V7H176ZM213 8V7H212ZM256 8H257V6H256ZM159 9H161V7L159 8ZM163 9H161V10H163ZM171 9V8H170ZM196 9V8H195ZM194 9V10H195ZM221 9L222 8H220V10L219 11H221ZM261 9H262V7H261ZM55 10H58L59 12H57V11H55ZM63 10V11H62ZM134 10H135V12H134ZM152 10V9H151ZM158 10V9H157ZM157 10L155 11L156 13H157ZM223 10H225V11H227L226 9H223ZM131 11H133V13H131ZM150 11V10H149ZM164 11V10H163ZM168 11H169V9H168ZM170 11H172V10H170ZM178 11V10H177ZM243 11H245V10H243ZM55 12V13H54ZM61 12H60V14H61ZM154 12V11H153ZM161 12V11H160ZM174 12H175V10H174ZM188 12V11H187ZM186 12V15L185 16H187V14H189V13H187ZM193 12V11H192ZM196 12V11H195ZM204 12V11H203ZM247 12V11H246ZM249 12V11H248ZM260 12V11H259ZM127 13H129V12H127ZM162 13V12H161ZM191 13V12H190ZM217 13V12H216ZM242 13V12H241ZM158 14V13H157ZM164 14V13H163ZM166 14V13H165ZM218 14H222V15H224L223 14V12L222 13H220V12H218L217 13V15ZM56 16V17H53V16ZM160 15V14H159ZM181 15V14H180ZM190 15V14H189ZM193 15H195V14H193ZM203 15V14H202ZM201 14H200V16H202ZM211 15V14H210ZM209 15V16H210ZM216 15V14H215ZM215 15H214V20L216 21V17H215ZM221 15V16H222ZM245 15V14H244ZM149 16V15H148ZM211 16H213V15H211ZM210 16V17H211ZM242 16V15H241ZM127 17V16H126ZM140 17V16H139ZM138 17V18H139ZM143 17H145V16H143ZM193 17V16H192ZM207 17V16H206ZM246 17V16H245ZM127 18H129V17H127ZM187 18V17H186ZM217 18H219V16L217 17ZM225 18V17H224ZM237 18V17H236ZM50 19V21H48ZM156 19V18H155ZM158 19V18H157ZM199 19V18H198ZM239 19H240V17H239ZM60 20V19H59ZM129 20H131V19H129ZM154 20V19H153ZM197 20V19H196ZM219 20H221V19H219ZM236 20V19H235ZM13 21H16L18 24H20V26H22L21 28L19 27V28H16V29H12V27H11V24L10 23H12ZM135 21V20H134ZM158 21V20H157ZM164 21V20H163ZM175 21V20H174ZM202 21H203V19H202ZM206 21V20H205ZM209 21V20H208ZM213 21V20H212ZM128 22V23H127ZM132 22V21H131ZM172 22V21H171ZM176 22V21H175ZM217 22V21H216ZM233 22H234V20H233ZM15 23V22H14ZM13 23V24H14ZM114 23H116V24H118V27H116L115 26V24ZM133 23V22H132ZM149 23H150V21H149ZM198 23V22H197ZM206 23V25H207V21L205 22ZM223 23V22H222ZM112 24H114V26L116 27V29H115V27L113 28V29H115V32H114V30L113 31H109V27L112 25ZM200 24H204V21H203V23H201L200 22ZM216 24V23H215ZM242 24V23H241ZM16 25V24H15ZM156 25V24H155ZM188 24H186L185 26H187ZM205 25V24H204ZM217 25V24H216ZM113 26V25H112ZM176 26H177V24H176ZM213 26V25H212ZM212 26H211V28H212ZM242 26V25H241ZM15 27H17V26H15ZM188 27V26H187ZM238 27H239V25H238ZM238 27H235V28H238ZM8 28V27H7ZM8 28V29H9ZM183 28H184V24H183ZM193 28V27H192ZM112 29V28H111ZM110 29V30H111ZM203 29V28H202ZM233 29V28H232ZM262 29H264V28H262ZM170 30H171V28H170ZM175 29H173V31H174ZM201 30V29H200ZM206 30V29H205ZM214 30H215V28H214ZM258 30V29H257ZM256 30V31H257ZM176 31V30H175ZM183 31H185V30H183ZM187 31V30H186ZM196 31V30H195ZM251 31V30H250ZM170 32H172V30L170 31ZM169 32V33H170ZM179 32V31H178ZM180 32H182V31H180ZM207 32V31H206ZM216 32V31H215ZM224 32V31H223ZM231 32V31H230ZM168 32H167V36H170V34H169ZM177 33V32H176ZM211 33V32H210ZM219 33V32H218ZM169 34V35H168ZM178 34V33H177ZM203 34V33H202ZM205 34V33H204ZM216 34V33H215ZM242 34V33H241ZM249 34V33H248ZM173 35L174 36H176V34H174L173 33ZM220 35H222V34H219V37H220ZM227 35V34H226ZM226 35H224L223 37H225ZM238 35H240V34H238ZM237 35V36H238ZM250 35V34H249ZM179 36V35H178ZM177 36V37H178ZM188 36V35H187ZM190 36H192V35H190ZM243 36V35H242ZM242 36H239V39L240 38H242ZM255 36V35H254ZM262 36H264V32H262V34H261V37ZM106 37V38H105ZM176 37V39H178ZM218 37V36H217ZM243 37H245V38H243L242 40L240 39V41H239V39H238V37L236 38L235 37V39H233V38H231V40L232 41H234V42H232L233 43V45L232 44H226L225 46H226V48L228 47V46H233V48H234V46L236 47V49L234 50L232 47L231 48H229L228 50L229 51H232L233 52V50H234V52H236L237 51V53L239 54V55H241L242 57L245 55V54H247V51L248 50H250V49H248L246 46H244V45H247L248 44V41L246 42V39H251V38H247V36H243ZM170 38H174L172 35L170 36ZM184 38V37H183ZM182 38V39H183ZM256 38H259V37H256ZM13 39H19L18 41V43L19 44H17V45H15L13 42H15V41H13ZM50 39V38H49ZM58 39V38H57ZM57 39H55V40H57ZM149 39V38H148ZM238 39V40H237ZM48 40V39H47ZM137 40V39H136ZM179 40V39H178ZM212 40V39H211ZM216 40V39H215ZM236 40H237V42H236ZM247 43V44H244L243 45V43H244V41ZM254 40V39H253ZM130 41V40H129ZM180 41V40H179ZM194 41V40H193ZM217 41V40H216ZM215 41V42H216ZM242 41H243V43H242ZM252 41V40H251ZM251 41H250V43H251ZM262 41H264V39H262ZM143 42V41H142ZM150 42V41H149ZM187 42V41H186ZM186 42H184V43H186ZM214 42V41H213ZM230 42V43H231ZM239 42V43H238ZM240 42L242 43V45L240 44ZM253 42V41H252ZM47 43V44H46ZM73 44V45H70V44ZM106 43V42H105ZM189 43V42H188ZM237 43H238V45H237ZM262 43V42H261ZM132 44H134V42L132 43V41H131V43H130V45H132ZM174 44V43H173ZM177 44V43H176ZM205 44V43H204ZM236 44V45H235ZM251 44H253V43H251ZM257 44V43H256ZM76 45V46H75ZM105 45V46H104ZM228 45V46H227ZM254 45V44H253ZM253 45H251V46H253ZM258 45V44H257ZM74 46V47H73ZM83 46V45H82ZM111 46V45H110ZM120 46V45H119ZM145 46V45H144ZM168 46V45H167ZM250 46V48H252ZM260 46H262V45H260ZM259 46V47H260ZM123 47H125V45L123 46ZM151 46H149L148 48H150ZM177 47V46H176ZM204 47V46H203ZM222 48L224 47V46H221ZM255 47V46H254ZM55 48V49H54ZM66 48H68V49H66ZM225 48V47H224ZM247 48V49H246ZM71 49V50H70ZM124 49V48H123ZM131 49H132V47H131ZM136 49V48H135ZM139 49V48H138ZM152 49H154L153 47H152ZM157 49V48H156ZM154 50L155 52L158 50ZM166 49V48H165ZM170 49V48H169ZM233 49V50H232ZM255 49L256 48H254V51H255ZM259 49V48H258ZM51 50H53V54L54 55H52V56H50V57H53V58H50L51 60H46V56H47V53H49L48 51H51ZM124 50H126V48L124 49ZM145 50V49H144ZM148 50V49H147ZM191 50V49H190ZM222 50V49H221ZM242 51L243 53L245 52V54H243V53H239V51ZM262 50V49H261ZM65 51V52H64ZM102 51H103V49H102ZM119 51H120V49H119ZM165 51V50H164ZM169 51V50H168ZM210 51V50H209ZM214 51V50H213ZM224 51H226V49L224 50ZM250 51H252V50H250ZM23 52V53H22ZM71 52V53H72ZM104 52V51H103ZM106 52L109 54V55H113V52L112 51H110V50H106ZM130 51L127 49V53H125V55L127 54V55H130V53H129ZM144 52V51H143ZM183 52H184V50H183ZM205 52V51H204ZM232 52H229V53H231V54H229L228 56L229 57H231L233 54H236V56H239V55H237V53H233L232 54ZM77 53V52H76ZM121 53V56H122V53H123V50H122V52H120ZM129 53V54H128ZM140 53V52H139ZM148 53V52H147ZM154 53V52H153ZM152 53V54H153ZM157 53V52H156ZM155 53V54H156ZM168 53V52H167ZM170 53H172V52H170ZM214 53V52H213ZM217 53V52H216ZM221 53V52H220ZM42 54V55H41ZM66 54V53H65ZM79 54V53H78ZM77 54V55H78ZM98 54H100L99 52H98ZM119 54V53H118ZM143 54V53H142ZM155 54H153V55H155ZM159 54V53H158ZM208 54H209V52H208ZM222 54V53H221ZM50 55V54H49ZM90 55V54H89ZM105 55H107V54H105ZM104 55V56H105ZM132 55V54H131ZM135 55V54H134ZM214 55H216V54H214ZM223 55V54H222ZM258 55V54H257ZM13 56V55H12ZM36 56V57H35ZM38 56L40 57L39 59H41V62H40V60H36L37 58H38ZM42 56H44L45 58V60H43L42 61ZM120 56V55H119ZM166 56V55H165ZM169 56H170V54H169ZM210 56V55H209ZM227 56V55H226ZM227 56V57H228ZM255 56V55H254ZM102 57V56H101ZM106 57V56H105ZM113 57H115V56H113ZM113 57L112 56H110V58H112L111 60H113ZM117 57V56H116ZM123 57H125V56H123ZM220 57V56H219ZM225 57V56H224ZM240 57V56H239ZM260 57V56H259ZM48 58V59H49ZM77 58V57H76ZM117 58H119V59H121L120 57H117ZM117 58H115L114 60H116ZM188 58V57H187ZM221 58H223V56L221 57ZM250 58V57H249ZM56 59V60H57ZM85 59V58H84ZM101 59V58H100ZM118 59V60H119ZM154 59V58H153ZM152 59V60H153ZM226 59V58H225ZM255 59H256V56H255ZM16 60V59H15ZM19 60V59H18ZM17 60V61H18ZM61 60V59H60ZM110 60V61H111ZM123 60V59H122ZM155 60V59H154ZM163 60V59H162ZM203 60V59H202ZM204 60H206V59H204ZM235 60V59H234ZM237 60V59H236ZM249 60V59H248ZM37 62V64L35 65L34 63H36ZM66 61V60H65ZM76 63H74L73 61H72V63L75 65V66H81V63H80V61H77L76 59L74 60ZM88 61V60H87ZM109 61V62H110ZM123 61H125V60H123ZM167 61V60H166ZM214 61V60H213ZM258 61H259V59H258ZM39 62V63H38ZM115 61H113V63H114ZM116 62H118V61H116ZM122 62V61H121ZM120 62V63H121ZM178 62V61H177ZM222 62V61H221ZM236 62V61H235ZM260 62V61H259ZM17 63V62H16ZM71 63V62H70ZM70 63H66V64H69V65H71ZM82 63H85V61L84 62H82ZM123 63H125V62H123ZM156 63V62H155ZM158 63V62H157ZM219 63V62H218ZM252 63H254V61L252 62ZM256 63V62H255ZM254 63V64H255ZM13 64V63H12ZM12 64H9V65H7V66H4L3 65V62H2V60L0 59V71H2L4 74L6 73V74H8L7 75V77H5V78H2V81H3V79H5V83H6V81H10V75L11 74H13V73H11L10 75H9V72H10V68H9V66L10 65H12ZM15 64V63H14ZM13 64V65H14ZM118 64V63H117ZM122 64V63H121ZM152 64V63H151ZM154 64V63H153ZM233 65H234V63H232ZM237 64V63H236ZM34 65V66H33ZM56 65V66H57ZM114 65V67H116V63L115 64H113ZM133 65V64H132ZM219 65H220V63H219ZM222 65V64H221ZM221 65H220V67H221ZM224 65V64H223ZM233 65L232 66H229V67H233ZM59 66V65H58ZM68 66V65H67ZM107 66V65H106ZM225 66V65H224ZM224 66L222 67V68H224ZM12 67H14V66H12ZM11 67V68H12ZM65 67V66H64ZM78 67V68H79ZM84 67H86V66H84ZM83 67V68H84ZM173 67V66H172ZM217 67V66H216ZM226 67V66H225ZM228 67V69H231V68H229ZM249 67V66H248ZM208 68V67H207ZM211 68V67H210ZM227 68V67H226ZM81 69H82V67H81ZM113 69V68H112ZM116 69H118V68H116ZM153 69V68H152ZM151 69V70H152ZM163 69H165V68H163ZM193 69V68H192ZM192 69H190V70H192ZM201 69H203V68H201ZM205 69H206V67H205ZM218 69V68H217ZM219 69H221V68H219ZM83 70V69H82ZM214 70H216V69H214ZM227 70V69H226ZM237 70V69H236ZM254 70V69H253ZM52 71H50V74L52 73ZM57 71V70H56ZM59 71V70H58ZM60 71H61V69H60ZM98 71V70H97ZM181 71V70H180ZM231 71V70H230ZM29 72V73H28ZM55 72V71H54ZM63 72H65V71H63ZM150 73L149 74H152L151 73V71H149ZM152 72H153V70H152ZM182 72V71H181ZM193 72H195V71H193ZM199 72H200V70H199ZM205 72H206V70H205ZM3 73H1V74H3ZM28 73V74H27ZM56 73V72H55ZM113 73H114V71H113ZM158 73V72H157ZM164 73V72H163ZM177 73V72H176ZM176 73H174V75L176 76ZM228 73H230V72H228ZM57 74H59L58 72H57ZM92 74V73H91ZM154 74H156V73H154ZM153 74V76H155ZM159 74V73H158ZM202 74V73H201ZM200 74V75H201ZM205 74V73H204ZM227 74V73H226ZM231 74V73H230ZM18 75H19V77H18ZM44 75H42V77H43V82H45L44 81ZM55 75V74H54ZM62 75V74H61ZM61 75H59V76H61ZM157 75V74H156ZM160 75V74H159ZM217 75V74H216ZM237 75H239V74H237ZM255 75V74H254ZM89 76V75H88ZM103 76V75H102ZM152 76V75H151ZM175 76H173V77H175ZM221 76V75H220ZM229 76V75H228ZM3 77V76H2ZM33 77V76H32ZM35 77V76H34ZM38 76H36L35 78H37ZM45 77H46V75H45ZM191 77V76H190ZM198 77H201V76H198ZM224 77H227V76H224ZM238 77H241V76H238ZM14 77H13V75H12V80H14L13 79ZM28 78H30L29 76H28ZM27 78V80H30V79H28ZM49 79H51L50 77H48ZM147 78V77H146ZM192 78V77H191ZM214 78H216V77H213V81H214ZM230 78H231V76H230ZM262 78V77H261ZM1 79V78H0ZM6 79H8V80H6ZM32 79V78H31ZM46 79V78H45ZM58 79V78H57ZM92 79V78H91ZM133 79V78H132ZM148 79H149V76H148ZM155 79V78H154ZM159 79V78H158ZM190 79V78H189ZM198 79V78H197ZM202 79V78H201ZM205 79V78H204ZM227 79V78H226ZM226 79H224V80H226ZM249 79V78H248ZM255 79V78H254ZM22 80V79H21ZM26 80V81H27ZM37 80V79H36ZM38 80H41V78L39 79L38 78ZM62 80V79H61ZM135 80V79H134ZM138 80V79H137ZM137 80H135V81H137ZM172 80V79H171ZM205 80H208V79H205ZM205 80H204V82H205ZM216 80V79H215ZM221 80V79H220ZM223 80V77H222V82L224 81ZM230 80H232V79H230ZM2 81H0V84H2L1 82ZM8 81V83L7 84H9V85H7V84H5V86L2 84V86L0 85V89H1V87H2V89H3V86H4V89L6 88V85L8 86V88H9V86L10 85H12V84H10V82ZM25 80H23V82L21 81V84H20V82H18V84H20L19 85V90H20V88H21V92L23 91H25L26 92V90H28V87H27V85H26V83L24 82ZM31 81V80H30ZM47 81V80H46ZM139 81V80H138ZM164 81V80H163ZM173 81V80H172ZM195 81V80H194ZM208 81H210V80H208ZM227 81H229V79L227 80ZM248 81V80H247ZM15 82V81H14ZM13 81L11 82V83H14ZM40 82V81H39ZM42 82V83H43ZM58 82V81H57ZM134 82V81H133ZM183 82V81H182ZM41 83V82H40ZM192 83V82H191ZM190 83V84H191ZM197 83H199V82H197ZM206 83V82H205ZM218 83V80L216 81V84ZM233 83V82H232ZM248 83V82H247ZM17 83H16V85H18ZM36 84V83H35ZM45 84V83H44ZM51 84V83H50ZM98 84V83H97ZM128 84V83H127ZM130 84V83H129ZM139 84V83H138ZM142 84V83H141ZM185 84H186V82H185ZM229 84V83H228ZM242 84V83H241ZM25 85H26V89L24 88L25 87ZM42 85L43 84H38V87L39 86H41V91H42V89H47L46 88V86L44 87L43 86V88H42ZM54 85V84H53ZM53 85L51 86V87H53ZM135 85V84H134ZM137 85V84H136ZM159 85V84H158ZM200 85H201V83H200ZM199 84L198 85H191V87L189 86V85H187L185 88H186V94H188V91L190 92L189 94H188V97H189V95L191 94L192 95V93H194V95L196 94V92L197 91H194V90H196V89H198V87L200 86ZM214 85V84H213ZM229 85H231L232 87H233V85L234 84H229ZM228 85V86H229ZM240 85V84H239ZM253 85V84H252ZM252 85H250V86H252ZM13 86V85H12ZM12 86H10V89H11V87ZM94 86V85H93ZM140 86V84L138 85V87ZM144 86V85H143ZM189 86V87H188ZM205 86V85H204ZM212 85H210V87L208 88V89H210L211 90V87ZM216 86V85H215ZM228 86L226 87V85H225V82H224V86H222V88L224 87V88H227L228 90H229V88H228ZM230 86V88H231V90H232V92H231V90L230 91H228L227 90V92L226 91H224L225 89H222V90H220V91H224V94H225V92L226 93H229L230 94V96H231V93L232 94H234V95H236V92H234L233 93V89H234V87H233V89H232V87ZM236 86V85H235ZM100 87H102L101 85H100ZM128 87H131L130 85L128 86ZM133 87V86H132ZM144 87H146V86H144ZM144 87H143V89H144ZM176 87V86H175ZM201 87V86H200ZM220 87V86H219ZM218 84H217V86H216V90H217V92H216V94L218 93ZM237 87V86H236ZM63 88V87H62ZM126 88V87H125ZM135 88V87H134ZM137 88V87H136ZM140 88V87H139ZM240 88V87H239ZM245 89H246V86L244 87ZM244 88H243V91H245L244 90ZM248 88H249V86H248ZM9 89V90H10ZM12 89H13V87H12ZM15 89H16V87H15ZM23 89H25V90H23ZM31 89V88H30ZM40 89V88H39ZM65 89V88H64ZM128 89V88H127ZM138 89V88H137ZM143 89H142V91H143ZM150 89V88H149ZM161 89V88H160ZM169 89H170V87H169ZM174 89H176V88H174ZM201 89V88H200ZM213 89V88H212ZM235 89H237V88H235ZM7 89H5V91H6ZM56 90V89H55ZM76 90V89H75ZM124 90H126V89H123V91ZM128 90H131L132 91V89H128ZM128 90H126V91H128ZM141 90V89H140ZM199 90V89H198ZM215 90V88H214V92L216 91ZM250 90V89H249ZM4 91V90H3ZM30 91V90H29ZM33 91H34V89H33ZM54 91V90H53ZM115 91V90H114ZM114 91L112 90V94H114ZM121 91H122V89H121ZM159 91V90H158ZM161 91V90H160ZM207 91V90H206ZM237 92H239V90H236ZM242 91V92H243ZM7 92V91H6ZM11 92V91H10ZM18 92V91H17ZM24 92V93H25ZM28 92V91H27ZM26 92V93H27ZM32 92V91H31ZM36 92V91H35ZM39 92V91H38ZM38 92L36 93V94H38ZM46 92H48V91H46ZM105 92V91H104ZM129 92V91H128ZM138 92V91H137ZM176 92V91H175ZM174 92V93H175ZM184 92V91H183ZM13 93H16L15 92V90H14V92ZM41 92H39V94H40ZM43 93H45L44 92V90H43V92L41 93V94H43ZM55 93V92H54ZM101 93V92H100ZM111 93V92H110ZM123 93V92H122ZM126 93V92H125ZM124 93V94H125ZM134 93H135V91H134ZM166 93V92H165ZM173 93V94H174ZM178 93V92H177ZM198 93H199V91H198ZM245 93V92H244ZM248 94H247V96L249 97V95H250V92H247ZM20 94V93H19ZM18 94V95H19ZM21 94H23V93H21ZM35 94V95H36ZM40 94V95H41ZM59 94V93H58ZM102 94H104V93H102ZM107 94H109V91L107 92ZM120 90H119V93H117V92H115V96L118 98V100H119V102H118V100H117V106H116V102H115V104H113V105H115V107H117L118 108V106L120 107V102L122 103V106L123 105H125L126 103H128L129 102V104H127L126 106H123L124 107V109L125 110H127L126 111V113L127 112H130V111H128V109H129V107L128 106H132V105H134V104H131L133 101L132 100H130L131 99V95L130 96H128V95H126L125 94V96H127V97H124V96H120ZM131 94V93H130ZM172 94V93H171ZM212 95H210V96H213V95H215V93L213 94V93H211ZM252 94V93H251ZM9 95V94H8ZM25 95V94H24ZM60 95H61V93H60ZM178 95V94H177ZM201 95H203V94H201ZM222 95V94H221ZM233 95V96H234ZM259 95V94H258ZM3 96H5V94H3ZM22 96V95H21ZM26 96V95H25ZM47 96V95H46ZM71 96V95H70ZM100 96V95H99ZM104 96V95H103ZM119 96V97H118ZM147 96V95H146ZM145 96V97H146ZM156 96V95H155ZM187 96V95H186ZM206 96V95H205ZM208 96V95H207ZM207 96H206V98H204V97H202V100H203V98L205 99V100H207ZM226 96H227V94H226ZM226 96L225 97H223V98H225L226 99ZM236 96H238V94L236 95ZM261 96V95H260ZM1 97V96H0ZM18 97V96H17ZM43 97V96H42ZM42 97H40V98H42ZM97 97V96H96ZM102 97V96H101ZM112 97V96H111ZM110 97V98H111ZM120 97H121V100L123 99V97L125 98V99H129V97H130V99H129V101H127V100H125V99H123L122 101L120 100ZM140 97V96H139ZM145 97L144 96H142L141 98H139L138 100H136L137 101V105H139V101H145ZM174 97V96H173ZM195 97V96H194ZM193 97V98H194ZM199 97V96H198ZM248 97H246V98H248ZM4 98V97H3ZM10 98V97H9ZM8 98V99H9ZM25 98V97H24ZM27 99H28V97H26ZM46 98V97H45ZM44 98V99H45ZM60 98V97H59ZM58 98V99H59ZM87 98V97H86ZM150 98V97H149ZM177 98V97H176ZM187 98V97H186ZM185 98V95L183 94L182 95V93H181V95L179 96V102L178 103H182V102H184V100H185V102L187 101V99ZM190 98V97H189ZM201 98V97H200ZM200 98L198 99V98H196V100L198 99V100H200ZM234 98H238V97H235L234 96ZM250 98V97H249ZM261 98V97H260ZM11 99V98H10ZM15 99V98H14ZM91 99V98H90ZM104 99H108V98H99V100H98V108L97 107H85L84 106V104H86V103H84L83 104V106L85 107V109H83L84 107L83 106H80V104L79 105H77L78 103H73L74 102V100H72V106H71V108H70V110L69 111H60L61 112V117H59V114H58V116L57 117H59V120H57V117L55 116V118H54V120L52 119V118H50L49 120H53V122L55 123V124H53L52 123V121H50L49 122V120H48V124H52V125H49L48 127L50 128L51 127V129H52V126L53 125H56L57 123V121H61L62 122V124L64 125V127H65V131H63L62 133H61V135L65 132V136L63 135V136H61L60 135V132L59 133H57V132H55L54 130H52V131H50V132H46L45 131V133L44 134H46V135H42V134H40V133H38V135L36 136V137H33L32 138V140H30L31 141V143H33V146H31V143H30V146L32 147V150L33 149H36V148H39V149H41V148H45V151H46V148H47V150H48V148L49 149H51V147L52 148H57L58 147V151H56V152H53L52 150H51V152H53V153H51L50 154V156L51 157H56V158H58L59 156V152H65V149L66 148H64V145H69L70 144V142L71 141H74L75 139H77V138H75L74 140H73V137H77V136H80L79 138H80V140H78L77 141V143L78 142H80V144L81 145H84L85 146V148L87 147L88 149L90 148L91 149V147L92 146H95V145H97V146H99V147H101V145H102V143H104V140H100L101 138V135H102V133L104 132V130H105V126H106V122L107 121H111L114 117H117L118 116V118H116L115 120H113L112 122H111V124H109V125H114L115 127H117L118 129H119V131H122V129H123V132H124V126H126V124H125V121H126V116H125V121H124V115L122 114L121 115V113H119V112H114L113 113V111H115V109L114 108H112V102H110L109 103V101L110 100H104ZM113 99V98H112ZM137 99V98H136ZM151 99V98H150ZM149 99V101H148V98L146 99V101H148V102H150V103H154V102H152V100H150ZM152 99H155V98H152ZM157 99V98H156ZM155 99V100H156ZM160 99H162V97H160ZM195 99V98H194ZM210 99H213V98H209L208 100H209V103H210ZM215 99H217V101H218V99L219 100H221L222 98H217L216 96L214 97V101H215ZM223 100V104H228L226 101H228V100ZM228 99H229V97H228ZM231 99V98H230ZM262 99H264V96H262ZM25 100V99H24ZM49 100V99H48ZM61 100L63 101V98H61ZM60 100V101H61ZM91 100H93V98L91 99ZM114 100V99H113ZM134 100V99H133ZM158 100H159V97H158ZM167 100H168V98H167ZM189 100V99H188ZM204 100V101H205ZM212 100V101H213ZM232 100V99H231ZM7 101V100H6ZM29 101V100H28ZM52 101V100H51ZM69 101V100H68ZM84 101H87V100H84ZM114 101H116V100H114ZM113 101V102H114ZM126 101V102H125ZM130 101H132V102H130ZM145 101V103H144V105H142V106H144V107H146L145 106V104H147V102ZM154 101V100H153ZM203 101V102H204ZM213 101V102H214ZM224 101H225V103H224ZM230 101V100H229ZM259 101V100H258ZM11 102V101H10ZM34 102V101H33ZM55 102V101H54ZM76 102V101H75ZM88 102V101H87ZM107 102V103H106ZM123 102H124V104H123ZM160 102V101H159ZM164 102H165V100H164ZM191 102V101H190ZM194 102H195V100H194ZM193 102V103H194ZM203 102H201V104L203 103ZM207 102V101H206ZM213 102H211V103H213ZM216 102V101H215ZM214 102V103H215ZM233 102V101H232ZM255 102V101H254ZM3 103H5V102H3ZM24 103V102H23ZM30 103V102H29ZM50 103H52V102H50ZM96 103V104H97ZM111 104V105H109V104ZM135 103V102H134ZM141 103V102H140ZM158 103V101L156 102V103H154V105H155V107H154V111L156 110V112L157 111H161L162 112V110H163V108H164V105H165V103H164V105L160 108V110L158 109V108H156L157 107V104ZM172 103V102H171ZM169 104V102L167 101L166 102V105H165V107H170V105H173V104ZM193 103H192V106L194 107V106H196V104H198L199 102H197V103H194V105H193ZM209 103H207V104H209ZM214 103L213 104H209V106L211 105L212 107L214 106ZM250 103V102H249ZM260 103H262L261 101L259 102V104ZM9 104V103H8ZM7 104V105H8ZM11 104V103H10ZM13 104V103H12ZM11 104V105H12ZM25 104V103H24ZM57 104V103H56ZM70 104V103H69ZM68 104V105H69ZM88 104V103H87ZM119 104V105H118ZM167 104H169V105H167ZM183 104V103H182ZM181 104V105H182ZM206 104V105H207ZM216 104V103H215ZM221 104V103H220ZM222 104V105H223ZM258 104V105H259ZM262 104H264V103H262ZM29 105V104H28ZM43 105H44V103H43ZM51 105V104H50ZM50 105L48 104V107H49V109H50ZM58 105V104H57ZM71 105V104H70ZM69 105V106H70ZM88 105H90V103L88 104ZM160 105V103H158V106ZM161 105H162V103H161ZM160 105V106H161ZM184 105H186L187 106V102H186V104H184ZM216 105H218V104H216ZM215 105V106H216ZM247 105H248V103H247ZM246 105V106H247ZM46 106H47V102H46ZM54 106V105H53ZM52 106V107H53ZM61 106V105H60ZM64 105H62V107H63ZM66 106V105H65ZM219 106V105H218ZM233 106V105H232ZM231 106V107H232ZM235 106V105H234ZM8 107H9V105H8ZM83 107V108H82ZM106 107H111V110L110 111H112L111 113H113L112 114V116L113 117H111V113H110V115H109V118H106L107 116H105L104 114L105 113H103V109H106ZM123 107H122V109H123ZM134 107V106H133ZM143 107V108H144ZM151 107H153V106H151ZM168 107V108H169ZM180 107H182V106H180V104H179V109H180ZM188 108H189V105L187 106ZM187 107H184V108H182V109H187ZM192 107V108H193ZM242 107V106H241ZM248 107H249V105H248ZM47 108V107H46ZM54 108V107H53ZM56 108V107H55ZM64 108V107H63ZM116 108V109H117ZM128 108V109H127ZM132 108V107H131ZM130 108V109H131ZM168 108H166V110L168 109ZM171 108V107H170ZM178 108H176V111H179L178 110ZM191 108V110L189 111L188 109L186 110V112L184 113L183 111H181V112H183V116H185L186 114L189 116V113L192 111H194L193 109ZM205 108H207V107H205ZM210 108V107H209ZM215 108V107H214ZM213 108V109H214ZM239 108V107H238ZM243 108V107H242ZM52 109V108H51ZM50 109V110H51ZM58 109H59V107H58ZM114 109V110H113ZM121 109V108H120ZM121 109V110H122ZM123 109V110H124ZM148 109V108H147ZM151 109V110H152ZM249 109H250V107H249ZM249 109H247L246 111L247 112H243L241 115H239V113L238 112H236V111H234V112H236V113H238V116H237V118L236 119H234V121H232L231 120V122H229V123H225V124H220L218 121L220 120L221 121V118H223L224 117V113L225 112H221L220 113V119L217 121L220 125H218V124H216L215 125V127H216V129H217V132H215V128H214V126L212 127V129L214 130H211V132L213 131V133H216V135L214 136L213 135V137H212V139H208L207 138V140H206V142H204V140H203V142H199L200 141V137H201V135L199 134V140L198 139H187L186 141H184V142H186V147L187 146H191L192 148H193V154L195 155V153L194 152H196V153H200V154H203L206 150V148H205V146H207V147H209V148H211V150H212V154H213V152H215L216 151V155L217 154H219L220 153V151H221V149H226L227 150V152H228V156L227 157H223V158H218L217 156H215V154L214 155H211V157H213V156H215L216 157V159L218 160L214 165H210L208 168H209V170L208 169H205L204 170V172H203V170H201L200 169V167L198 168V169H196V174H197V177H198V183H199V188H201V189H199L200 191H202V201H200V202H202V203H200V210L205 206V207H209L210 205H211V203H213V201H214V198L216 199V196H218L219 194H220V197H221V195H222V200H220V201H223L226 197H227V199L230 197L229 196V194L231 193V191H233V192H235V190L236 189H239L240 191H238V193L236 194V195H234V197L236 198V199H239V197H241L242 195V193H243V191H244V189L246 188V186L247 185H252L251 184V176L252 175H254L253 174V171H256V170H258L257 172L262 176V177H260V175H259V177L261 178V179H264V158H262L261 159V157H262V155H264V154H262V151H264V135H261V137L260 138H258V136H259V134L258 133H262V134H264V130H262V128H261V130L262 131H260V130H258V126L260 125L261 126V124H259V121H264V120H259V119H257V121L255 122L254 120H256V119H254L252 116L254 115V112H252L251 114L249 113ZM256 109H259V108H256ZM46 110V109H45ZM56 110L57 109H55L54 110V112H56ZM66 110V109H65ZM165 110V109H164ZM203 110V109H202ZM243 109H241V111H242ZM252 110V109H251ZM250 110V111H251ZM261 110V109H260ZM259 110V112H261V111H264V110H261L260 111ZM28 111V110H27ZM116 111H118V110H116ZM187 111H189V112H187ZM197 111V110H196ZM230 111V110H229ZM255 111H257V110H255ZM29 112V111H28ZM40 112H41V110H40ZM121 112V111H120ZM139 112V111H138ZM142 112V111H141ZM160 112V113H161ZM166 112V111H165ZM164 112V113H165ZM168 112V111H167ZM167 112H166V114H167ZM191 112V114H193V113H195V112H193L192 113ZM227 112H228V110H227ZM259 112H257V113H259ZM26 113V112H25ZM56 113H58V112H56ZM118 114L119 113V115H115V114ZM158 113V112H157ZM249 113V114H248ZM30 117V119L28 118H26V117H28V116H26V115H24L23 117H24V121L26 122V128L25 129H27L26 130V132L29 130V128L31 129V128H34L36 125H40L41 123H42V121L43 120H45L46 119V114H44V112H43V114H40V113H37V111L36 110H34V111H31L30 113H27ZM53 114H55V113H53ZM162 114H163V112H162ZM161 114V115H162ZM185 114V115H184ZM208 114H210V113H208ZM217 114H219V113H217ZM221 114L223 115V117L221 116ZM233 114V113H232ZM1 115V114H0ZM165 115V114H164ZM187 115L185 116V117H187ZM211 115V114H210ZM215 115H216V113H215ZM252 115V116H251ZM258 115V114H257ZM262 115H264V114H262ZM139 116V115H138ZM212 116V115H211ZM218 116V115H217ZM217 116H215V117H217ZM218 116V117H219ZM231 116V115H230ZM233 116L234 115H232L231 116V119H233ZM256 116V115H255ZM259 116V115H258ZM258 116H256V117H258ZM49 117V116H48ZM110 117H111V120H109L110 119ZM260 117V116H259ZM5 118V117H4ZM9 118V117H8ZM19 118H20V116H19ZM19 118H17V123H18V120H19ZM25 118H26V120H25ZM213 118H214V116H213ZM212 118V119H213ZM5 119H7V118H5ZM23 119V118H22ZM21 119V120H22ZM108 119V120H107ZM133 119V121H134V118H132ZM132 119H131V122H132ZM188 119H190V117L188 118ZM210 119V118H209ZM212 119H210V123H212L213 121H212ZM214 119H216V118H214ZM262 119H264V118H262ZM57 120V121H56ZM105 120H106V122H105ZM203 120V119H202ZM228 120H230V119H228ZM259 120V121H258ZM20 121V120H19ZM47 121V120H46ZM45 121V122H46ZM129 121V120H128ZM135 121H137V120H135ZM157 121V120H156ZM174 121V120H173ZM204 121V120H203ZM222 121H223V123L224 122H226L227 120H225L224 121V118L222 119ZM4 121H2V124H4L3 123ZM6 122V121H5ZM185 122V121H184ZM187 122V121H186ZM185 122V123H186ZM199 122V121H198ZM228 122V121H227ZM16 123V125H18L19 126V124H17ZM20 123L21 124H23V120L22 121H20ZM47 123V122H46ZM60 123V122H59ZM130 123V121L129 122H127V124H129ZM134 123V122H133ZM209 123V122H208ZM207 123V124H208ZM209 123V124H210ZM262 123V122H261ZM1 124V123H0ZM25 124V123H24ZM140 125H142V123L140 122L139 123ZM200 124V123H199ZM198 124V125H199ZM214 124H215V122H214ZM262 124H264V123H262ZM42 125V124H41ZM40 125V126H41ZM45 125L46 124H44L43 123V127L41 126V127H39V128H37V130H45ZM59 125V124H58ZM108 125V124H107ZM145 125V124H144ZM164 125V124H163ZM197 124H196V126H198ZM201 125V124H200ZM204 125H206V124H204ZM3 126H5V125H3ZM9 126V125H8ZM128 126H130V125H128ZM195 126V125H194ZM20 127V126H19ZM25 127V126H24ZM45 127V128H44ZM108 127V126H107ZM106 127V128H107ZM135 127V126H134ZM152 127V126H151ZM150 127V128H151ZM199 127H201V126H199ZM209 127V126H208ZM0 128H2V125H1V127ZM41 128V129H40ZM44 128V129H43ZM49 128H48V130H49ZM54 128V127H53ZM136 128V127H135ZM142 128H143V125H142V127L140 128L141 129V132H143L142 131ZM145 128V127H144ZM143 128V129H144ZM152 128H154V127H152ZM157 128V127H156ZM182 128V127H181ZM198 128V127H197ZM196 128V129H197ZM204 128V130H205V127H202V129ZM21 129H22V127H21ZM134 129V128H133ZM138 129V128H137ZM163 129V128H162ZM167 129H169V128H167ZM34 130V133H36V129H33ZM33 130H29L28 131V133L30 132V131H33ZM47 130V129H46ZM111 130H112V128H111ZM128 130V129H127ZM131 130H132V128H131ZM171 130V129H170ZM173 130V129H172ZM194 130H195V127H194ZM208 130V129H207ZM206 130V131H207ZM20 131V130H19ZM18 130L16 131V135H17V132L19 133L18 135H20L21 133L19 132ZM42 131H41V133H42ZM107 131H110L109 129H107ZM175 131V130H174ZM173 131V132H174ZM206 131L205 132H203V135H205L206 134ZM11 133L12 131H11V128H10V126H9V128H8V133ZM26 132H24V134L26 135ZM110 132H112V131H110ZM109 132V133H110ZM160 132V131H159ZM168 132V131H167ZM170 132V131H169ZM9 133V136H11V134ZM27 133V134H28ZM32 133V132H31ZM105 133H107V135H106V137L108 136V132H105ZM143 133H145V131L143 132ZM175 133V132H174ZM198 133H200V130H199V132ZM201 133H202V131H201ZM209 133V132H208ZM15 134V133H14ZM23 134V133H22ZM124 134V133H123ZM176 134V136H177V133H175ZM28 135H30V134H28ZM110 135V134H109ZM125 135V134H124ZM141 135V134H140ZM172 135V134H171ZM171 135H169L170 136V138H172V136ZM13 137H15L14 135H12ZM11 136V137H12ZM21 136V135H20ZM114 136V135H113ZM123 136V135H122ZM121 136V137H122ZM143 136V135H142ZM168 136V135H167ZM196 136V135H195ZM7 137H8V135H7ZM12 137V138H13ZM16 137H18V136H16ZM163 137V136H162ZM164 137H165V135H164ZM204 137H207L206 135L204 136ZM251 137H252V139L254 138V140H256L258 143H259V151L261 152V157L259 158V162L257 161V162H255L253 165H252V168H251V171H249V172H247V171H245V170H243V164H245L247 161H248V159H249V154H248V152H249V150H247V149H249L250 147H247L248 145H247V141L249 140V138L251 139ZM62 138H64L63 140L65 141V142H60L61 140L60 139H62ZM108 138V137H107ZM159 138V137H158ZM169 137H167V140L168 139H170ZM186 138V137H185ZM192 138V137H191ZM202 138V137H201ZM209 138H211V137H209ZM17 140H18V138H16ZM143 139V138H142ZM166 139V138H165ZM203 139V138H202ZM13 140H15V139H13ZM16 140V141H17ZM62 140V141H63ZM67 140V141H66ZM164 140V139H163ZM185 140V139H184ZM19 142L20 141H22V140H18ZM59 141V142H58ZM103 141V142H102ZM108 141V142H107ZM105 140V143L104 144H106V142L109 144V140ZM111 141V140H110ZM149 141H150V149H156V150H159L161 147V149H163V147L165 148V149H168V148H170V145L168 144V142H165V143H163L161 140H159V139H154V138H151L150 137V139H149ZM176 141V140H175ZM174 141V142H175ZM178 141V140H177ZM183 141L181 142V143H184ZM10 143V142H9ZM24 143V142H23ZM22 143V144H23ZM25 143H26V141H25ZM60 143V144H59ZM128 143V142H127ZM132 143H134V142H132ZM172 143H173V140H172ZM201 143H205L204 144V146H202V145H200ZM21 144V145H22ZM43 144H45L46 146H49V147H46L45 145L43 146ZM111 144V143H110ZM109 144V145H110ZM146 144V143H145ZM144 144V145H145ZM5 145V144H4ZM2 146V145H0V147H1V149L3 150V149H5L6 148V150H7V148L10 146V145H13V144H6L5 146ZM15 147H16V142H15ZM14 145L13 146H11V147H14ZM21 145H19V146H21ZM26 145V144H25ZM29 145V144H28ZM63 145V146H62ZM143 145V144H142ZM177 146L178 145V142H176V143H173V146ZM181 145H184V144H180L179 146H181ZM18 146V145H17ZM19 146H18V148H19ZM23 146V145H22ZM36 146V147H35ZM39 146V147H38ZM59 146H61V147H63V148H61V147H59ZM88 146H91V147H88ZM106 146V145H105ZM105 146H103L102 145V147H103V149H105L106 150V148H104ZM112 146V145H111ZM159 146H161V147H159ZM178 146V147H179ZM257 146V145H256ZM14 147V148H15ZM31 147H28L27 149H29V148H31ZM107 147V146H106ZM144 147V146H143ZM157 147H159V148H157ZM182 147H184V146H182ZM182 147L180 148V149H182ZM184 148V150L186 151V149L187 148ZM23 148H25L24 146H23ZM44 148H43V151H44ZM98 148V147H97ZM203 148V149H202ZM27 149H24V150H27ZM69 149V148H68ZM102 149V148H101ZM102 149V150H103ZM149 149V150H150ZM153 149V150H154ZM189 149H190V147H189ZM214 149H215V151H214ZM218 149H220V151H219V153L217 152L218 151ZM1 150V151H2ZM9 150H11L10 148H9ZM14 149H12L11 151H13ZM20 150V149H19ZM18 150V151H19ZM37 150V149H36ZM92 150V149H91ZM94 150V149H93ZM93 150H92V152H93ZM105 150H103L104 152H105ZM140 150V149H139ZM142 150V149H141ZM205 150V151H204ZM211 150H208V151H206L205 153L207 154L209 151L211 152ZM0 151V152H1ZM11 151H8V152H11ZM27 151H29V150H27ZM30 151H31V149H30ZM40 152H41V150H39ZM38 151V152H39ZM50 151V150H49ZM68 151V150H67ZM98 151V150H97ZM103 151H100L101 153L103 152ZM147 151V150H146ZM152 151V150H151ZM180 151H182V153H180ZM180 151H178L177 152V154H176V156L178 157V153H179V155L180 154H182V155H187L186 157L185 156H183L182 158L184 159V157H185V160H186V158H189V160L190 159H192V158H194L195 159V157H196V155H195V157H194V155H193V157L190 155V157H192V158H190V157H188V152H184V154H183V149L182 150H180ZM254 151V150H253ZM7 152V151H6ZM32 152V151H31ZM39 152V153H40ZM77 152V151H76ZM79 152H82V151H80L79 150ZM84 152V151H83ZM104 152L102 153V154H104ZM172 152V151H171ZM174 152H175V150H174ZM14 153V152H13ZM35 153V152H34ZM45 153H48L47 151L45 152ZM44 153V154H45ZM87 153V152H86ZM94 153H96L95 151H94ZM94 153H93V155H94ZM129 153V152H128ZM130 153H131V151H130ZM186 153V154H185ZM10 154V153H9ZM20 154V153H19ZM27 154V153H26ZM65 153H63V155H64ZM75 153H73V155H74ZM77 154V153H76ZM88 154V153H87ZM123 154V153H122ZM211 154V153H210ZM11 155H12V153H11ZM32 155H33V153H32ZM67 155V154H66ZM93 155H91V156H93ZM220 155V154H219ZM14 156V155H13ZM29 156H30V153H29ZM28 156V157H29ZM58 156V157H57ZM61 156V155H60ZM77 156V155H76ZM108 156V155H107ZM130 156H131V154H130ZM165 156V155H164ZM169 157H170V155H168ZM181 156V155H180ZM180 156H179V158H180ZM203 156H204V154H203ZM207 156H210V155H207ZM11 157V156H10ZM27 157V158H28ZM34 157V156H33ZM105 157V156H104ZM140 157V156H139ZM210 157V158H211ZM214 157V158H215ZM15 156L14 157H12L10 160H14V161H16L15 159ZM31 158V157H30ZM39 158V157H38ZM93 158V157H92ZM167 158V157H166ZM171 158V157H170ZM175 158V157H174ZM197 158V157H196ZM213 158V159H214ZM102 159V158H101ZM104 159V158H103ZM102 159V161H104V162H106V160H103ZM123 159V158H122ZM177 159V158H176ZM181 159V158H180ZM193 159V160H194ZM200 159V158H199ZM209 159V158H208ZM8 160V159H7ZM92 160V159H91ZM93 160H95V159H93ZM166 160V159H165ZM196 160V159H195ZM2 161H3V159H2ZM2 161H0V162H2ZM23 161V160H22ZM30 161V160H29ZM72 161V160H71ZM78 161V160H77ZM89 161H90V159H89ZM182 161V160H181ZM56 162V161H55ZM79 162V161H78ZM95 162V161H94ZM170 162H172V160L170 161ZM179 162V161H178ZM183 162H184V160H183ZM191 162V161H190ZM192 162H194V161H192ZM249 162V161H248ZM247 162V163H248ZM24 163H25V161H24ZM23 163V164H24ZM37 163V162H36ZM61 163V162H60ZM76 163V162H75ZM91 163H93V161H91ZM90 163V164H91ZM117 163V162H116ZM120 163V162H119ZM127 163V162H126ZM145 163V162H144ZM176 163V162H175ZM189 163V162H188ZM250 163V162H249ZM1 164V163H0ZM6 164V163H5ZM172 164H173V162H172ZM184 164H186V163H184ZM137 165V164H136ZM175 165H177V167L178 166H180V165H182V162H181V164L179 165V164H175ZM188 165H190V164H188ZM201 165V164H200ZM204 165V164H203ZM257 165V166H256ZM90 166H93V165H90ZM89 166V167H90ZM107 166V165H106ZM105 166V167H106ZM145 166H147V165H145ZM168 166H171L170 164H168ZM185 166V165H184ZM36 166H34V168H35ZM80 167V166H79ZM89 167H88V170H89ZM100 167H101V165H100ZM102 167H103V165H102ZM156 167V166H155ZM154 167V168H155ZM160 167V166H159ZM162 167V166H161ZM165 167V166H164ZM167 167V166H166ZM175 167V166H174ZM181 167V166H180ZM245 167H246V165H245ZM31 168H33V167H31ZM36 168H38V165H37V167ZM70 168V167H69ZM109 168V167H108ZM125 168V167H124ZM150 168H153V166L152 167H150ZM173 168V167H172ZM186 168V167H185ZM97 169V168H96ZM100 169V168H99ZM134 169V168H133ZM132 169V170H133ZM156 169V170H155ZM154 169V171H158L159 170V168L157 169V167ZM161 169V168H160ZM165 170H166V168H164ZM175 169V168H174ZM28 170V169H27ZM70 170H72V169H70ZM101 170V169H100ZM99 170V171H100ZM107 170L108 169H105V172H107ZM124 170V169H123ZM180 170V169H179ZM185 170V169H184ZM26 171V170H25ZM51 171V170H50ZM98 171V172H99ZM136 171V170H135ZM176 171V170H175ZM178 171V170H177ZM20 172V171H19ZM81 172V171H80ZM132 172V171H131ZM158 172H160V171H158ZM162 172H163V170H162ZM179 172V171H178ZM60 173V172H59ZM58 173V174H59ZM72 173V172H71ZM100 173V172H99ZM152 173H153V169H152ZM181 173H182V171H181ZM181 173H180V175H181ZM184 173V172H183ZM36 174V173H35ZM83 174V173H82ZM171 174H173V172H171ZM29 175V174H28ZM37 175V174H36ZM76 175V174H75ZM100 174H96V177L97 176H99ZM103 175V174H102ZM162 175V174H161ZM178 175V174H177ZM33 176V175H32ZM35 176V175H34ZM46 176V175H45ZM113 176V175H112ZM152 176V175H151ZM151 176H150V178H151ZM162 176H164V175H162ZM167 176V175H166ZM168 176H170L169 174H168ZM168 176L165 178L164 177V179H166V180H168V181H166V184H168L167 182H169V183H171V184H173V181L175 180H173V178L172 177H174L175 178V176H172L171 178H170V180H172V181H170L169 179H167L168 178ZM69 177V176H68ZM108 177V176H107ZM123 177V176H122ZM177 177V176H176ZM58 178V177H57ZM63 178V177H62ZM120 178V177H119ZM119 178H118V180H119ZM130 178L132 179L133 177H132V175L130 176ZM130 178H129V180H130ZM148 178H149V176H148ZM148 178H146V179H148ZM149 178V179H150ZM159 178V177H158ZM158 178H156V177H153V178H151V180H149V182H143V187H145V188H147V189H149L150 191H151V200L149 201V202H146V203H143V206H142V209H143V211H134V214H135V216L137 217V219H138V221H139V226H138V228H133V230L132 231H127V226H128V224L130 223V222H133L134 220H135V218H134V215L132 216V214H127V212L129 211L128 209V211L126 212L125 211V209L123 210V211H121L122 210V208H120V209H118V210H113L114 212H115V215L112 213V210H108L107 211V209H110L109 207H108V205L106 204L105 205V203L104 202H101V204H103L104 203V206H107V209L106 208H104L102 205L100 206H98V204L97 203H94V204H92L91 205V207H92V214L89 216V217H87V221H88V223L89 224H91L89 221H92V225L91 226H87V225H89V224H87V222L85 223V219L84 218H81L80 217V219L78 220V223L76 224V227L75 226H73V221L71 220V217L73 218V216H76V214H74V212H76V211H78V210H75V207L74 208H72V207H70V209H69V207H67V209H69L68 211H64L65 213L64 214H66L65 215V217H63V221L62 222H60L63 226H64V229H69L70 228V230H69V232H72V230L73 229H75L76 231H78L81 235H82V240H83V242L81 241V239H79V240H77V236H73V234L72 233H74V231L71 233V235L69 234V236H66V237H64V238H62L61 239V237L60 238H58V240L56 241V239H55V236H54V233H55V231H54V227H55V229H57L58 228V226L60 225V224H56V225H54V226H52L53 224L52 223H50V224H48V222H47V224H46V226L48 225V231L46 232V234H43V242L44 243H42V241H39L40 242V245H38L37 247L36 246H34L33 248H32V250H31V252L32 253H34L35 255H32L33 256V258H34V260L32 259L31 260V258H29L28 257V259H30V261H28L27 262V260L25 259V261L27 262H25V264H56V261L55 260H57V264L58 263H60V262H58V261H61V260H63L64 259V257H63V259L61 258H57L56 259V252L57 251H62L61 253L60 252H58V254H61V255H63L64 256V254H62L63 252H66V253H71V252H74L73 250H76V248L79 250L78 251V261L77 262H79V264H102V262H101V260L99 259V256H101V255H99V253H101L104 249H105V247H106V245H108L109 247H110V249L113 251V254H114V256H115V259H116V264H118V262H120V263H122V262H128L127 260H129V254H134L132 251H133V249L135 250V247H137V245H139L138 244V242H140V239H139V237L141 236V234H145V235H148L150 238H151V240H153V239H155L156 238V234H157V232L160 230V228L161 229H163V228H165V226L167 225V224H170V223H173L174 222V219H175V217H177L176 216V209L179 207V211H180V207L182 208L185 204H186V196L185 195H187L188 193H190V191H191V189H189V188H192V186H190V185H187L189 188H187V189H189V191H187L186 193H184V191L182 190V192H180V193H178L179 192V188H180V186H179V182L178 183H175L174 185H170V186H167L166 188H164V189H162V190H158L157 189V185L159 184H162V183H165V181L162 179V181L161 180H159V181H161V182H157V183H155L156 185H155V187H154V182L158 179ZM160 178H162V177H160ZM159 178V179H160ZM193 178V177H192ZM196 178V177H195ZM259 178V179H260ZM3 179V178H2ZM44 179V178H43ZM43 179H42V181H43ZM64 179V178H63ZM67 179H70V178H67ZM82 179V178H81ZM97 179V178H96ZM106 179V178H105ZM108 179V178H107ZM123 179V178H122ZM140 179V178H139ZM139 179H134V181H136V180H139ZM188 179V178H187ZM186 179V180H187ZM4 180V179H3ZM78 180V179H77ZM114 180V179H113ZM128 180V181H129ZM133 180V179H132ZM145 180V179H144ZM186 180H184V181H186ZM193 180V179H192ZM197 180V179H196ZM9 181V180H8ZM18 181V180H17ZM29 181H30V179H29ZM85 182H86V180H84ZM95 181V180H94ZM103 181V180H102ZM146 181H148V180H146ZM244 182V184L246 185L245 186V188H244V186H242L241 187V185L243 184H239V183H241V182ZM254 181V180H253ZM5 182V181H4ZM22 182V181H21ZM20 182V183H21ZM84 182V183H85ZM93 182V181H92ZM106 182V181H105ZM121 181H118V183L119 184H121L120 183ZM123 182V181H122ZM136 182H138V181H136ZM8 183V182H7ZM26 184H29L28 182H25ZM31 183V182H30ZM35 183H37V181H35L34 182V184ZM62 183V182H61ZM88 183V182H87ZM86 183V184H87ZM128 183V182H127ZM130 183V182H129ZM193 183V182H192ZM192 183H191V185H192ZM196 183H197V181H196ZM5 184V183H4ZM76 184H77V182L75 183V184H73V187L71 186V185H69L71 188H74L75 186H76ZM130 184H132V183H130ZM137 184V183H136ZM139 184V183H138ZM137 184V185H138ZM141 184V183H140ZM140 184L138 185V187L140 186ZM190 184V183H189ZM3 185V184H2ZM11 185V184H10ZM21 185V184H20ZM38 185V184H37ZM75 185V186H74ZM80 185V184H79ZM99 185V184H98ZM105 185V184H104ZM104 185H103V187H104ZM107 185V184H106ZM118 185V184H117ZM125 185V184H124ZM158 185V187H162V185H160L159 186ZM238 185L240 186L239 188H237L238 187ZM9 186V185H8ZM17 186H19V185H17ZM26 186V185H25ZM44 185H42V187H43ZM90 186V185H89ZM108 186V185H107ZM121 186V185H120ZM254 187L256 186V185H253ZM20 187V186H19ZM18 187V188H19ZM22 188H25L24 187V184L21 186ZM29 187H30V185H29ZM42 187H39L38 189L40 190V188H42ZM68 188L69 190L71 189V188ZM77 188L79 187L78 185L76 186ZM94 189L96 188L97 190H101V186H100V188H99V186H97V187H95V186H92ZM131 187V186H130ZM185 186H183V189H185L184 188ZM231 187H234V188H232V190L230 189ZM252 187V186H251ZM33 188V187H32ZM99 188V189H98ZM105 189L107 188V187H104ZM103 188V189H104ZM195 188V187H194ZM228 188H229V190L230 191H227L228 190ZM253 188V187H252ZM261 188V187H260ZM43 189H44V187H43ZM65 189V188H64ZM75 189V188H74ZM89 190H90V188H88ZM110 189H112L111 187L109 188V190ZM119 190H120V188H118ZM131 189H133V187L131 188ZM130 189V190H131ZM142 187H141V190L138 188V190L139 191H142ZM256 189V188H255ZM255 189H254V191H255ZM258 189V188H257ZM1 190V189H0ZM7 190V189H6ZM68 190V191H69ZM72 190V189H71ZM71 190L68 192L69 193V197L72 195H70V192H71ZM81 190V189H80ZM118 190V191H119ZM129 190V191H130ZM193 190V189H192ZM226 190V191H225ZM5 191V190H4ZM25 191V190H24ZM35 191V190H34ZM60 191H63L64 192V190H61V189H59L58 191H56V194L54 193V195L55 196H53L52 198H54V199H56V200H60V199H62V200H64L66 197V195L65 196H62V194H63V192H60ZM74 190H72V192H73ZM79 191V190H78ZM92 191H93V189L91 190V194H93L92 193ZM102 191V190H101ZM104 191V190H103ZM102 191V192H103ZM126 191H127V188H126ZM144 191V190H143ZM223 191H224V193H223ZM253 191V190H252ZM253 191V192H254ZM258 191H261V190H258ZM13 192V191H12ZM16 192V191H15ZM26 192H28L27 190H26ZM53 192H55V191H53ZM71 192V193H72ZM83 192V191H82ZM88 192V191H87ZM221 192H222V194H221ZM230 192V193H229ZM239 192H242V193H239ZM245 192V191H244ZM1 193H3V192H0V195H2ZM29 193V192H28ZM35 194H36V192H34ZM43 193V192H42ZM62 193V194H61ZM111 194H113L112 193V191L110 192ZM117 193H119V192H117ZM116 193V194H117ZM125 193V192H124ZM123 193V194H124ZM140 193V192H139ZM142 193V192H141ZM177 193V194H176ZM185 195H184V194ZM226 193V194H225ZM4 194V193H3ZM39 195L41 194V191L38 193ZM64 194H66V192L64 193ZM73 194H75L74 192H73ZM84 194H86L85 192H84ZM91 194H90V197H92L91 196ZM134 194H137V193H135L134 192ZM176 194V195H175ZM225 194V195H224ZM235 194V193H234ZM11 195H12V193H11ZM24 195H25V193H24ZM38 195V196H39ZM44 195V194H43ZM76 195H77V193H76ZM94 195V194H93ZM100 194H98L97 196H99ZM108 195H110V194H108L107 193V196ZM114 195H115V192H114ZM119 195V194H118ZM138 196L139 195H141V194H137ZM189 195V194H188ZM223 195H224V197H223ZM239 196V195H241V196H239V197H236V196ZM244 195V194H243ZM253 195V194H252ZM8 196V195H7ZM10 196V195H9ZM13 196V195H12ZM26 196V195H25ZM36 196V195H35ZM34 196V197H35ZM37 196V197H38ZM45 196V195H44ZM59 196H60V198H59ZM67 196V197H68ZM86 196H88V198H90L89 197V195L88 194H86V195H84V197H86ZM103 196H106V194H104V195H102V196H99V197H103ZM120 196H123L122 194L120 195ZM132 196H133V192H132ZM131 196V197H132ZM138 196L136 197V198H138ZM198 196V195H197ZM226 196V197H225ZM231 196H233V194L231 195ZM14 197V196H13ZM17 197H19V196H17ZM23 197V196H22ZM41 197H42V195H41ZM40 197V198H41ZM63 197H65L64 199H63ZM96 197V196H95ZM109 198H111L112 197V195H111V197L110 196H108ZM107 197V198H108ZM114 197V196H113ZM134 197V198H135ZM140 197V196H139ZM234 197H231L228 201H230L229 203L231 204V199L233 200V203L235 202L234 200H236V199H234ZM244 197V196H243ZM243 197H242V199H243ZM25 198H27V197H25ZM42 198H45V197H42ZM41 198V199H42ZM52 198L50 199L52 202H53V204L56 206V204L54 203V202H56V200L55 201H53L52 200ZM80 198H82L81 196H80ZM115 198V197H114ZM125 198H128L127 199V201H129V197H125ZM252 198V197H251ZM2 199H5V198H2V197H0V200H2ZM40 199V200H41ZM46 199V198H45ZM44 199V200H45ZM48 199V198H47ZM74 199H75V197H74ZM73 199V200H74ZM83 199V198H82ZM87 199V198H86ZM116 199V198H115ZM124 199V198H123ZM8 200H9V198H7V202H8ZM13 199H11V197H10V201H12ZM49 200V201H50ZM98 200H100V199H98ZM113 200V199H112ZM213 200V201H212ZM258 200V199H257ZM256 200V201H257ZM2 201H4V200H2ZM5 201V202H6ZM15 201V200H14ZM20 201H25V200H23V199H21V195H20V200H19V202L17 201V203L18 204H20ZM35 201V203H36V201H38V199L37 200H34ZM50 201V204L52 203ZM66 201V200H65ZM67 201H69V200H67ZM79 201V200H78ZM83 202H85L84 201V199L82 200ZM82 201H79L80 202V205H81V203L83 204V202ZM104 201V200H103ZM106 201V200H105ZM111 201V200H110ZM225 201V200H224ZM239 201V200H238ZM247 201H249V200H247ZM247 201H244L245 203L247 202ZM259 201H260V199H259ZM262 201V200H261ZM260 201V202H261ZM5 202H3V203H5ZM48 203V200L47 201H45L44 203ZM62 202V201H61ZM72 201L70 200V203H71ZM89 202V201H88ZM113 202V201H112ZM134 203V202H136L135 200H133V201H131V203ZM214 202H216V200L214 201ZM240 202V201H239ZM242 202V201H241ZM251 202V201H250ZM39 203V202H38ZM38 203H36V204H38ZM43 203V204H44ZM74 203H76L77 204V202L75 201ZM73 203V204H74ZM108 203V202H107ZM11 204H13V205H15L14 203H11ZM10 204V202H9V205H11ZM49 204V203H48ZM47 204V205H48ZM73 204H71V205H73ZM100 204V203H99ZM216 204V203H215ZM214 204V205H215ZM242 204H243V202H242ZM247 204H249V203H247ZM251 204V203H250ZM254 204H255V202H254ZM258 204V203H257ZM29 205V204H28ZM30 205H32V202L30 203ZM45 205V204H44ZM44 205H40V207L42 208V207H45ZM53 205V206H54ZM58 205V204H57ZM110 205V204H109ZM113 205H114V203H113ZM137 205V204H136ZM256 205V204H255ZM2 206V205H1ZM7 206V205H6ZM19 206V205H18ZM26 206H27V203H26ZM38 206V205H37ZM52 205H48V208L50 209V210H52V207H51ZM258 206H259V204H258ZM7 207H10L11 209H12V207L11 206H7ZM6 207V208H7ZM14 207V206H13ZM29 207V206H28ZM35 207V205L33 204V208ZM39 207V206H38ZM60 207H62V206H60ZM113 207V206H112ZM111 207V208H112ZM123 207V206H122ZM1 208H3V207H1ZM9 208V209H10ZM16 208V207H15ZM14 208V209H15ZM27 208V207H26ZM33 208H31V209H33ZM37 207H35V209H36ZM46 208V207H45ZM54 208V207H53ZM66 208V207H65ZM72 208V209H71ZM133 208V207H132ZM207 208H205V209H207ZM256 208H258V207H256ZM262 208H264V207H262ZM8 209V208H7ZM8 209V210H9ZM19 210H17L18 212L20 211V208H18ZM28 209V208H27ZM30 209V208H29ZM43 209V208H42ZM49 209L47 210V208L45 209L47 212L49 211ZM58 209H60V208H58ZM80 209V208H79ZM115 209H117V208H115ZM209 209H211V208H209ZM208 209V210H209ZM215 209H218L219 210V208H218V206L215 208ZM261 209V208H260ZM260 209H258L257 211H259ZM5 210V209H4ZM37 210V209H36ZM41 210V209H40ZM81 210V209H80ZM131 210V209H130ZM177 210V212H179ZM255 210V209H254ZM22 211V210H21ZM29 211V210H28ZM32 212H35V210L33 209V210H31ZM58 211V210H57ZM187 211V210H186ZM225 211V210H224ZM262 211H264V210H262ZM261 211V212H262ZM5 212H9L10 213V210L9 211H4V213ZM14 212V211H13ZM18 212H16V213H12L11 214V217H13V215L15 216V214L18 216L19 214H18ZM26 212H27V210H26ZM39 212V211H38ZM42 212H45L44 210L42 211ZM46 212V213H47ZM125 213V215L127 214V215H129V216H127V217H122V216H125V215H120V216H118L117 214H121V213ZM251 212V211H250ZM9 213H6L7 215H9ZM20 213H22V212H20ZM45 213V214H46ZM133 213V212H132ZM258 213V212H257ZM25 213H23V215H21V216H24L25 217V215H24ZM37 214H39V213H37ZM57 214H59V213H57ZM61 214H62V212H61ZM78 214V213H77ZM194 214V213H193ZM262 214H264V213H262ZM50 215H52V213L50 214ZM49 215V216H50ZM56 215V214H55ZM251 215V214H250ZM36 216V215H35ZM37 216H39V215H37ZM60 216V215H59ZM64 216V215H63ZM254 216V215H253ZM260 216H261V214H260ZM262 216H264V215H262ZM2 216L0 215V218H1ZM3 217H4V215H3ZM7 217V216H6ZM6 217H4V220H3V218H2V220H3V223H4V227H5V222L4 221H7L8 219L9 220H11V218L9 217H7V219H6ZM42 217V216H41ZM119 217V218H118ZM245 217H246V215H245ZM248 217H249V215H248ZM251 217V216H250ZM17 218V217H16ZM21 218V217H20ZM23 218V217H22ZM26 219H28V221H29V218H28V214H27V216L25 217ZM32 218H34V217H32L31 216V218L30 219H32ZM40 218V217H39ZM43 218H46V217H44L43 216ZM57 218H59V217H57ZM131 218L132 219H134V220H132L131 221ZM219 218H221V217H219ZM226 218V217H225ZM252 218V217H251ZM262 218H264V217H262ZM6 219V220H5ZM42 219V218H41ZM47 219V218H46ZM45 219V220H46ZM222 219H224V218H222ZM221 219V220H222ZM247 219V218H246ZM253 219H255V218H253ZM256 219H258V217L256 218ZM255 219V220H256ZM1 220V219H0ZM15 221V219H12V221ZM24 220V219H23ZM49 220H50V218H49ZM200 220V219H199ZM226 220H228V219H225V220H223V222L224 221H226ZM255 220H254V224H255ZM26 221V220H25ZM31 221V220H30ZM30 221L28 222V223H30ZM220 220L218 219L217 220V222H219ZM262 221V220H261ZM260 221V222H261ZM15 222H17L18 223V225H19V222L18 221H15ZM52 222H54V221H52ZM135 222V221H134ZM222 222V221H221ZM3 223H0L1 225L3 224ZM8 223V222H7ZM12 223H14V222H12ZM52 224V225H51ZM158 224V225H157ZM218 224V223H217ZM227 224H229L228 222H227ZM232 224V223H231ZM0 225V226H1ZM13 224H11V226H12ZM133 225V224H132ZM170 225H173V224H170ZM170 225H169V231L170 230H172L173 231V229L174 228H171L170 229ZM220 225V224H219ZM218 225V226H219ZM221 225H222V223H221ZM249 225V224H248ZM6 226H7V224H6ZM157 226H159L160 228L159 229H156V227ZM204 226V225H203ZM217 226V227H218ZM236 226V225H235ZM237 226H239V225H237ZM49 227H51V228H49ZM60 227V226H59ZM66 227V228H65ZM173 227V226H172ZM187 227V226H186ZM8 226H7V230H8ZM44 228V227H43ZM46 228V227H45ZM44 228V229H45ZM61 228V227H60ZM60 228H58V229H60ZM63 228V227H62ZM129 228H130V225H129ZM168 228H166V230H168ZM176 228V227H175ZM201 228H202V226H201ZM223 228V227H222ZM226 228V226L224 227V229ZM9 229H11V227L9 228ZM12 229H14V228H12ZM11 229V230H12ZM34 229H36V228H34ZM63 229V230H64ZM184 229V228H183ZM182 229V230H183ZM186 229V228H185ZM184 229V230H185ZM190 229V228H189ZM0 230H2V228H0ZM40 231H41V229H39ZM130 230V229H129ZM166 230H160V232H164L165 234L167 233V235L166 236H168V234H170L168 231L166 232ZM181 230V231H182ZM188 229H186V231H187ZM195 230V229H194ZM241 230V229H240ZM4 231H6L5 229H4ZM3 231V232H4ZM62 231V230H61ZM248 231V230H247ZM261 231V230H260ZM2 232V233H3ZM11 232V231H10ZM190 232V231H189ZM200 232V231H199ZM6 233V232H5ZM5 233H3V234H5ZM9 233V232H8ZM62 233V232H61ZM60 233V234H61ZM64 233V232H63ZM68 233V232H67ZM156 233V234H155ZM182 233H184V237H185V234L187 235L188 233L186 232L185 233V231H183ZM193 233H196L197 234V232H193ZM165 234H163V235H165ZM177 234V233H176ZM192 234V233H191ZM191 234H189L188 236H190ZM63 235V234H62ZM162 235V236H163ZM172 235V234H171ZM237 235H239V234H237ZM260 235H262V234H260ZM259 235V236H260ZM7 235H5V237H6ZM9 236V235H8ZM57 236V235H56ZM72 236L77 240V243L79 244L80 242H82L81 244L82 245H84L87 249H89L90 250V253L88 252V253H86V254H89V257L85 254V252H84V255H86V257H88V258H86V259H83L84 257H83V250L81 249V244H79L76 248H71V245L73 246V242L72 241H70V242H72L71 244H70V242H68L67 244L68 245H66L65 247L63 246L64 244H65V238H69V239H74V238H72ZM188 236H187V240L188 241H191V236H190V239L188 238ZM203 236V235H202ZM252 236V235H251ZM255 236H257V235H255ZM3 237V236H2ZM145 237V236H144ZM164 237V236H163ZM195 237H197L196 235H195ZM195 237H192L193 238V240H196V239H194ZM206 237V236H205ZM246 237H248V236H246ZM252 237H254V235L252 236ZM165 238V237H164ZM204 238V237H203ZM202 238V239H203ZM237 238V237H236ZM235 238V239H236ZM244 238V237H243ZM251 238V237H250ZM250 238H248V239H250ZM34 239V238H33ZM74 239V240H75ZM160 239V238H159ZM158 239V240H159ZM161 239H163V238H161ZM218 239V238H217ZM247 239V238H246ZM246 239H244V240H246ZM247 239V240H248ZM262 239H264V238H262ZM164 240V239H163ZM198 240H199V238H198ZM197 240V241H198ZM35 241V240H34ZM51 241H53L52 242V244H51ZM54 241H55V243H54ZM202 240H199V242L198 243H200ZM204 241V240H203ZM235 241V240H234ZM252 241V240H251ZM38 242V243H39ZM47 244H46V243ZM75 242V241H74ZM149 242V241H148ZM155 242H156V240H155ZM171 242V241H170ZM170 242H168V243H170ZM176 242H178V241H176ZM192 242V241H191ZM193 242H195V241H193ZM207 242V241H206ZM205 242V243H206ZM215 242H216V240H215ZM243 242V241H242ZM246 242V241H245ZM244 242V243H245ZM248 242V241H247ZM250 242V241H249ZM58 243H59V245H58ZM175 243V242H174ZM198 243H196L197 245H198ZM217 243V242H216ZM215 243V244H216ZM75 244V243H74ZM195 243H194V245H196ZM202 243H200L199 244V246L201 245ZM208 244V243H207ZM228 244V243H227ZM250 244V243H249ZM25 245V244H24ZM179 245V244H178ZM204 247H205V245L204 244H202ZM217 245V244H216ZM216 245H214V246H216ZM235 245V244H234ZM69 246H70V248H69ZM140 246V245H139ZM208 246V245H207ZM32 247V246H31ZM68 247V248H67ZM84 247V248H85ZM141 247V246H140ZM177 247H179V246H177ZM203 247V248H204ZM209 247V246H208ZM198 248H200V247H198ZM233 248V247H232ZM137 249H139V247L137 248ZM159 249V248H158ZM173 249V248H172ZM176 249V248H175ZM181 249H182V247H181ZM194 250H195V247L193 248ZM201 249H202V246H201ZM205 249H207V248H205ZM214 249V248H213ZM245 249V248H244ZM260 249V248H259ZM86 250V249H85ZM132 250V251H131ZM209 250H210V248H209ZM5 252V251H4ZM30 252V251H29ZM135 252V251H134ZM164 252H165V250H164ZM201 252V251H200ZM208 252V253H207ZM211 252H212V250H211ZM31 253V254H32ZM68 253V254H69ZM75 253V252H74ZM136 253V252H135ZM193 253V252H192ZM206 253L209 255V251L207 250L206 251ZM213 253V252H212ZM27 254V253H26ZM29 254V256H30V253H28ZM76 254H77V252H76ZM171 254V253H170ZM214 254V253H213ZM224 254V253H223ZM258 254V253H257ZM259 254H260V252H259ZM16 255H17V253H16ZM15 255V256H16ZM19 255V254H18ZM17 255V256H18ZM25 255V254H24ZM61 255L59 256V257H61ZM72 254H70V256H71ZM189 255H192L191 253L189 254ZM233 255V254H232ZM245 255H246V253H245ZM16 256V258H17V260H19L18 258L19 257H17ZM20 256V255H19ZM26 256V255H25ZM69 256V257H70ZM197 256H199V255H196V257ZM204 256H206V255H204ZM247 256V255H246ZM24 257V256H23ZM54 257V258H53ZM58 257V256H57ZM68 257V256H67ZM230 257H232V256H230ZM4 257H1L0 256V264H23L24 262H21V261H9V260H6V259H3ZM15 258V259H16ZM206 258V257H205ZM262 258H264V257H262ZM66 259V258H65ZM64 259V260H65ZM67 259H69V258H67ZM89 259V260H88ZM197 259H198V257H197ZM228 259V258H227ZM3 260V261H2ZM22 260V259H21ZM208 260V259H207ZM55 261V262H54ZM103 261V260H102ZM228 261V260H227ZM182 262V261H181ZM199 262V261H198ZM210 262V261H209ZM233 263V262H232ZM62 264V263H61ZM144 264V263H143ZM146 264V263H145ZM149 264V263H148ZM181 264V263H180ZM184 264H187V263H184ZM190 264V263H189ZM207 264V263H206ZM248 264V263H247Z\"/></svg>", "mask_w": 264, "mask_h": 264}]
</instances>
